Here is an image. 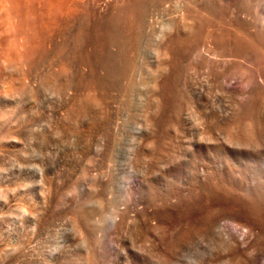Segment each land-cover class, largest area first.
I'll use <instances>...</instances> for the list:
<instances>
[{
  "label": "rangeland",
  "instance_id": "1",
  "mask_svg": "<svg viewBox=\"0 0 264 264\" xmlns=\"http://www.w3.org/2000/svg\"><path fill=\"white\" fill-rule=\"evenodd\" d=\"M147 0H0V98L1 99H4L6 96H10V97H8V98H11V99H13L14 97H16V100L15 101H13V104H11V105H8V106H2L1 107V109H0V115H1V117H3V118H1L0 117V119H2L3 121H1V124H0V135H1V137L2 136H9L10 135V133H11V136H16V137H18V133H20L22 130H24V129H26V130H28V129H34V130H36V129H39L40 130V128L42 129L43 127H45L46 125H48V123L46 122V120H48V118L46 119V115L47 114H49V113H51V117H50V115L48 116L47 115V117H49V118H51V124L53 125L54 124V122H55V124L51 127L53 130L56 128L57 129V127H55L56 126V124H57V126H58V129H57V131L56 130H52L50 127V129H42V133H46V131H51V133L50 134H52L53 132L54 133H59V129H60V131H61V136L59 135V134H52V135H50V137H53V135H59L58 137H59V139L61 138V137H63L62 136V134L64 135H66V137L64 136L63 138H61L60 140H63V139H65V140H67V139H72V137L73 138H75L74 136H79V133H86V136L87 135H91L90 137H92L93 136V138L91 139V143H92V147H90L91 149L90 150H93V151H91V152H89L90 154L88 155V159H89V157L91 158V156H92V154H93V158H91L92 160H93V162L91 163V162H89V160L87 159V161H86V159H85V161L83 160V161H81L80 163L81 164H83V165H81L80 163H74V162H72L71 164H70V162L71 161H69V163H64V164H61V165H58V166H55V169H54V171L52 172V174H53V176L52 175H50V176H52L53 177V179H54V183H55V188H56V191H58V193L62 196V198H61V202H63V204H61V202L60 203H58V204H56V203H54L50 198H48L49 196L46 194V193H44V192H40V193H42L41 195H42V197L40 196V193H39V191L38 190H34L33 188L32 189H30V188H27V185H28V182L30 181V178H31V171L32 170H29V166L28 165H32V167L30 168V169H33V166L36 164V166H38V167H40V166H42L43 167V163L41 162V160L39 159H37L38 157H37V155L35 156V154L33 155L32 153H30V148L29 147H27V145L26 144H23V143H29V141L27 140V139H25V141H28V142H25L23 139H22V146L21 147H15L14 149L13 148H11V147H7L4 143H3V139H5L4 137H0V144H2V146L0 145V151L2 152V149H4V151L2 152L3 154V156L1 155V152H0V162H2V163H0V165L2 164V165H4L3 167H2V165L0 166V170H2V171H0V188H3V186H4V190H1L0 189V191H4V192H1L0 193V195L1 194H3V195H8L9 194V196H8V198L7 197H5V196H3V195H1L0 196V198H3L2 200H4L5 198H6V202L5 201H3L4 203H2V202H0V209H2V210H0V258H1V261H0V264H3V262H4V264H19V261H20V264H39V261L41 260V258H43L42 256H44V255H46L49 251H50V248L54 245V241L56 242V240H58L59 239V233H61V231L63 230V229H65L66 227H67V219L70 217V215L72 216V213L73 214H76V213H78V212H82L83 214H85L86 216H87V214H88V216H87V218L89 219V221H92V223L94 224V225H98V223H97V221L98 222H101L102 220H103V216H106L107 214H108V208L107 207H109V203H108V196H110L109 194L110 193H113V191L112 190H110L109 189V191H108V185L110 186V183L113 181V179H114V177H115V174L116 173H118V172H120V170L122 171V168H120V167H123L122 166V164L121 163H123L124 162V160L122 159V157L120 156V155H118L117 157H115L114 156V152H113V143H114V141L116 142L117 140L116 139H118L120 136H118L117 138H115L114 137V135H113V133L112 134H110L111 133V130H110V132L108 131V129H104V130H97V131H95V132H93V130L92 129H90L89 127H92V125H89V120L88 119H86V117H84L85 115H87L88 113V118H91L92 116H94V117H92V119L91 120H93V119H95V117H97V116H95L96 115V113H97V111H95L96 109L93 107H91L90 105L89 106H87L86 104H84V107H86V109H83V110H85L86 112L84 113L83 111H76V109H79L78 108V106L79 105H81L80 107H81V109L82 108H84L82 105L83 104H79L82 100H83V103H84V101H85V97H84V95H82V93L84 94V93H99V91H101V93H103V91L102 90H104V87H105V82L107 83V77H109V74L107 75V73L105 74V72L107 71L108 73H109V71H108V69L107 68H105V65H103L104 63H105V58H106V55H107V48H108V46L111 44V42L114 40V39H122V38H124L125 36H126V34H127V32H128V30H129V27L128 26H130V24L133 22V20H135V18L137 17V12H138V9H139V5L141 4V2H145V3H147L148 5H150V9L153 11V13L155 14V12H156V14H158L157 16H155V18L158 20V23H156L157 22V20H155V22H154V24L156 23V24H158V25H160V23L161 22H159V20H160V16H163V17H161L163 20H165L166 18H167V16H173L175 13H176V11L177 10H179V8L181 7V6H186L188 9H186L185 8V12H186V14H187V16L189 17V18H191V19H194V22H196V23H193L194 24V26L196 27V25L198 24V25H202L203 26V29H204V27H205V30H202V32H200L199 34H193L194 36H196V37H194L193 36V38H192V36H190V34L189 33H187V36H176V35H168L169 37H167V36H165L166 37V41H165V43L164 42H162L161 41V39L162 38H158L157 36H158V33L156 32V31H151V33H149L148 34V36H146V38L149 40V46H147V49H148V47H149V49H148V51H150V52H147L146 50V53L144 52L143 53V55L141 56V62H143L142 64H141V66L142 65H145V63H149L150 65H152V67L153 66H155L156 64H158V69H156L157 67V65L155 66V67H153V69L155 68V71H156V73H157V75L155 74V76H154V80L155 81H157L158 80V78L160 79V81H157L156 83V87H158L159 85L162 87L161 89H160V87H159V89L162 91V89H163V92H161L160 90V94L162 95V97L163 98H167V99H169V100H171L172 102H174L175 101V103L176 104H178L180 101V99H181V102L183 101V100H187V101H184V105H185V107L186 106H188V102H191V104H189L190 105V107H191V109L193 108V103H192V99H191V93L189 92V85H195L194 87H196V88H199L200 90H204V92L202 93L203 94V96H210L209 98L212 100V97L214 98L212 101H213V103H214V105H215V102H216V107L218 106V108H219V106L221 107V109L224 107V111H231V109H229V108H232V105H233V107L234 108H232L233 109V111H231V112H234V114L235 115H233V116H231V118L233 117V119H237L238 118V116H240V113H239V111H242V110H239V109H237V107H236V105L238 104V103H245V97L247 96V97H252V96H263V93H264V85H258L257 87H255V91H254V93L253 92H248V93H246V96L244 97V95H245V91H247L246 90V86H245V84L244 83H242V81L240 80V79H237V83H238V85H237V90H229V91H225V89H223L222 87H221V76L224 74V73H226L227 72V70H231V71H233V70H239L238 68H240V70H244L245 69V67L247 66V65H249L250 64V62H252L255 58H253V57H255L254 55H258V57H259V59L260 58H262V59H264L263 57H264V27H261L260 28V30L261 31H254V29H251V28H248L247 30H244V29H242V26H241V20H242V18H245L246 17V19H248V24H259L258 22L260 21V20H258V15L259 14H264V6H263V8H257V4L258 3H263L264 4V0L262 1V0H251V4H250V6L248 7V9H247V12H246V14H247V16L244 14L243 15V13H244V11L242 12L241 11V9L239 8V0H234V12L232 11V14H230L229 15V17H225V14H224V11H223V8H222V6H221V4H220V1L219 0H182L183 2H181L180 0V4H181V6L179 5V8L177 9V7H176V5H178L179 4V1L177 2V4H175L176 2L175 1H177V0H170V3H169V0H166L167 1V4H170L169 6H168V10L167 11H165L164 12V15H163V13L162 14H160V11L158 12V11H156L157 9H158V6H156V5H159V3H158V0H148L147 2H146ZM160 1H162V0H159V2ZM174 3H173V2ZM194 2L195 3H197L198 2V7L197 6H195L194 5ZM202 2V3H201ZM134 3V4H133ZM136 3V4H135ZM152 3V4H151ZM188 3V4H187ZM201 3V5H199ZM133 4V5H132ZM155 4V5H154ZM171 4H172V9H171ZM135 5V6H134ZM173 5H174V7H173ZM191 5V6H190ZM193 5V6H192ZM207 7H206V6ZM137 6V7H136ZM184 6V7H185ZM191 8H190V7ZM197 7V8H196ZM156 8V9H155ZM175 8V9H174ZM154 9H155V11H154ZM169 9H171V10H169ZM201 10V12L199 11V10ZM258 10V12H257V10ZM193 10V11H192ZM171 12V13H169V12ZM188 11H190V13L188 12ZM191 11H192V13H191ZM196 11V12H195ZM129 12V13H128ZM169 13V15H166L165 13ZM199 12V13H198ZM167 13V14H168ZM196 13V14H195ZM198 13V14H197ZM212 13V14H211ZM257 13V14H256ZM129 14V15H128ZM134 14V15H133ZM190 14V15H189ZM128 15V16H127ZM194 15H196V16H194ZM201 15V16H200ZM132 16V17H131ZM193 16V17H192ZM199 16V17H198ZM244 16V17H243ZM258 16V17H257ZM195 17V18H194ZM123 18V19H122ZM127 18V19H126ZM122 19V20H121ZM130 19V20H129ZM198 19H199V21L201 22H199L198 21ZM125 20V21H124ZM163 20H162V22H163ZM198 22H197V21ZM120 21H121V23H120ZM239 21V22H238ZM125 22V23H124ZM127 22V23H126ZM123 23H124V25H123ZM231 23V24H230ZM196 24V25H195ZM224 25V26H223ZM225 25H226V28H225ZM236 25V26H235ZM240 25V26H239ZM125 26V27H124ZM229 26V27H228ZM123 27V28H122ZM116 29V30H113V29ZM216 28V29H215ZM123 29V30H122ZM128 29V30H127ZM124 30H126L125 32H124ZM228 30V31H227ZM234 30V31H233ZM251 30V31H250ZM215 31V32H214ZM232 31V32H231ZM212 32H213V34H212ZM221 32V33H220ZM238 32V33H237ZM241 32V33H240ZM153 33H155V36L159 39V43H160V45H162L161 46V48L159 49L160 51H162L161 49L163 48V50H164V47H166L165 49L167 50V55L169 56V58H168V56L166 55V57H165V59L164 58H162V56H159V55H161V54H157L158 56H157V58H155V53L154 52H152V51H155L156 52V48H155V46H157V43H158V40H157V38H155V36H153L152 34ZM118 34V35H117ZM123 34V35H122ZM208 34V35H207ZM198 35V36H197ZM223 35V36H222ZM231 35V36H230ZM149 36H151V37H149ZM149 37V38H148ZM157 40H155L154 38ZM165 37H164V39H165ZM198 37V38H197ZM206 39V40H208V43L210 44V48L212 49V50H215V52H219L222 48L219 46V45H221L220 43H221V39H224V37L225 38H227V39H229L230 38V41H231V47H229V49L231 50H229L231 53L233 52L234 53V50H236V47L238 46L239 47V45H240V51L242 52L243 50V48H244V50H246V51H243L245 54H254L253 56L251 55V57H252V60L250 59L251 57H248V61H250V62H248V61H246V59L245 58H247V56L244 54V53H242V56H240L239 54H238V52H239V49H237L236 51H237V54H235V55H231V53H230V55L231 56H229V58H228V61H227V63H225V64H221V63H217L216 65H214V66H212V69H210V67H207L206 65H202V67L199 65L198 66V64H195V63H193L192 62V60L190 59V56L189 55H187V54H185V48H186V46L187 45H193V46H198V45H200V44H202V43H206V46H207V41L204 39V38ZM208 37H210V38H208ZM229 37V38H228ZM111 38L113 39V40H111ZM171 38V39H170ZM176 38V39H175ZM184 38H186V39H188V38H190V39H188V40H186V39H184ZM211 38H213V39H211ZM215 39V40H214ZM163 40V39H162ZM196 40H198L197 42H196ZM201 40V41H200ZM111 41V42H110ZM162 42V44H161V42ZM234 41H235V43L236 44H238V45H236V44H234ZM168 42H169V44H168ZM183 42V43H182ZM218 42V43H217ZM158 43V44H159ZM180 43V44H179ZM208 44V45H209ZM216 44V45H215ZM168 45H170V46H168ZM152 46V47H151ZM168 46V47H167ZM213 46H216V47H213ZM155 49H154V48ZM213 47V48H212ZM237 47V48H238ZM217 48V49H216ZM105 49V50H104ZM154 49V50H153ZM219 49V50H218ZM152 50V51H151ZM217 50V51H216ZM104 51V52H103ZM235 51V52H236ZM250 51V52H249ZM240 52V53H241ZM253 52V53H252ZM104 53V54H103ZM149 53V54H148ZM154 53V54H153ZM170 53V54H169ZM147 54V55H146ZM174 54V55H173ZM179 57H178V56ZM249 55V56H250ZM263 55V56H262ZM146 56H148V58L146 57ZM150 56V57H149ZM180 56H182L183 58H180ZM233 56V57H232ZM243 57V58H242ZM245 57V58H244ZM257 56H256V59L258 58ZM147 58V59H146ZM162 58V59H161ZM146 59V60H145ZM157 59V60H156ZM158 59H161V60H159L160 61V63H159V61H158ZM188 59H190V60H188ZM259 59H257V60H259ZM151 60H152V62H151ZM157 62H156V61ZM166 61V63H165V61ZM182 60V61H181ZM164 61V62H163ZM179 61L181 62V67L179 66ZM188 61V62H187ZM103 62V63H102ZM151 62V63H150ZM161 62H163L162 64H161ZM169 62V63H168ZM189 62L192 64V65H190L189 64ZM172 63V64H171ZM178 63V64H177ZM239 63H242L243 65L245 64L246 66L244 67V66H241V67H238L239 66ZM160 64H161V66H160ZM195 66H194V65ZM103 65V66H102ZM165 65H169L168 67L167 66H165ZM177 65H178V67H177ZM182 65H183V67H182ZM190 66L191 68H193V66L195 67V68H199L198 70H199V72H198V74H197V72H196V70L194 69V71H193V69L192 70H189L190 72H191V74H192V77H191V74H187V75H184L183 73H185V72H183V68L185 67V66ZM241 65V64H240ZM197 66V67H196ZM204 66V67H203ZM165 67V68H164ZM207 67V68H206ZM174 68H176V69H174ZM202 68V69H201ZM235 68H237V69H235ZM243 68V69H242ZM105 69H107V70H105ZM174 69V70H173ZM180 69V70H179ZM201 69V70H200ZM105 70V71H104ZM157 70H158V72H157ZM179 70V71H178ZM160 71V72H159ZM178 71V72H177ZM193 71V72H192ZM183 72V73H182ZM189 72V73H190ZM195 72H196V74H195ZM145 72L144 71H142V73L141 74H144ZM161 73V75H159L158 76V74H160ZM165 74V75H164ZM193 74H195V75H193ZM106 75H107V77H106ZM141 76H143V78L144 79H146V77L145 76H147L146 74H144V75H141ZM178 76V77H177ZM181 76V77H180ZM183 76V77H182ZM185 76H187V77H185ZM46 77H48L47 79H49L50 77L51 78H56L59 82H60V84L61 83H64V82H67L68 80H67V78L69 79V82H70V84H71V88H72V92H71V95H72V97H71V100H69V99H66L67 100V102L68 101H73V99L75 100V99H80L79 101V103H76V102H78V101H74V102H70V103H68V104H70V106L69 105H67L68 107H70V108H67L66 110L64 109V107L65 106H62L63 104V102H60L59 100L61 99V98H63V97H61L60 95V97L57 95V94H54L53 95V93H55V92H53L52 93V91H50L48 88V92L47 91H44V88H43V90H42V87H44V86H42L41 85V82L42 81H44L45 79H46ZM185 77V81H186V83H187V90L188 91H186V89L184 90L183 89V87H182V81H183V78ZM190 77H191V79H190ZM194 77V78H193ZM196 77V78H195ZM107 78V79H106ZM142 78V79H143ZM156 78H157V80H156ZM179 78V79H178ZM182 78V79H181ZM192 78L195 80L194 82H193V80H192ZM139 80H137V82L138 81H140V79H141V77L140 78H138ZM148 79V78H147ZM181 79V80H180ZM66 80V81H65ZM190 80V81H189ZM192 80V81H191ZM72 81V82H71ZM103 81H104V83H103ZM143 81H145L144 82V85H143V83H141V82H143ZM148 81H149V79H148ZM180 81V82H179ZM83 82V83H82ZM89 82V83H88ZM126 83V85H125V83ZM123 82V85L120 87V91H119V93H118V96L120 95V92H121V90H122V93H121V95L120 96H122V97H120V101H118L117 100V102H118V105H119V102H120V105L118 106V107H120V106H122V110H121V107H120V109L119 110H117L118 112L116 113V116H115V118L117 119H115V121H118V123H119V121L121 122V124H120V127L122 126V125H124L125 123H124V121H125V118H126V121H128L127 119L129 118V120H130V118H134L135 119V115H136V118H138V116H139V114L141 113V110L143 109V107H142V105H141V108H139V111L137 110L136 112H134V113H132V112H130L129 111V108H128V105H129V103H130V101H131V99H132V92H134V96H143V98H145V100H146V98L148 99V103H146V101H144V103L145 104H143L145 107V109H143V110H147L148 111V107H150V103H151V108L154 110V108H155V111L159 108L158 107V105H157V103L156 102H158V103H163V99H162V97H160L159 98V100H157L156 98H158V97H156L157 95H160L159 93H158V89L156 88V89H153V90H156L155 92L154 91H152V88H151V85H150V83H148L147 82V80H141L140 82H139V85H137L138 83L136 82V85L135 86H137V88L135 87V89H134V91H132L131 89L129 90V88H132V84H130V82L129 81H124ZM127 82H129V84L127 83ZM148 83V85L150 86L149 88H147L148 86H146V84ZM160 82V83H159ZM165 84H164V83ZM176 82H178V83H176ZM79 83H81V84H79ZM104 84L103 86V88H100L101 86V84ZM158 83H159V85H158ZM175 83V84H174ZM195 83V84H194ZM230 83H232V84H234L235 83V81L234 80H230V82H226V84H230ZM41 86H40V85ZM86 84H88V86L86 85ZM90 84H91V86H90ZM128 84V85H127ZM152 84V83H151ZM167 84V85H166ZM80 86V87H78V86ZM85 85L87 86L86 88H85ZM130 85H131V87H130ZM143 85V86H142ZM181 85V86H180ZM76 86V87H75ZM84 88H83V87ZM90 86V87H89ZM100 86V87H99ZM127 86V87H126ZM142 86L143 88H144V90H143V88H141V89H139L138 90V88H140V87ZM152 86H154V85H152ZM154 86V87H155ZM166 86V87H165ZM179 88H178V87ZM200 86V87H199ZM99 87V88H98ZM145 87L147 88V90L145 89ZM201 87H203L202 89H201ZM41 88V89H40ZM126 88V90H125V94H123L124 93V89ZM150 88H151V90H150ZM164 88H165V90H164ZM175 88V89H174ZM97 89V90H96ZM169 91H168V90ZM179 89V91L177 92V90ZM95 90V91H94ZM99 90V91H98ZM129 91V94H128V91ZM145 90L147 91V92H145ZM180 90L182 91V92H180ZM44 91V92H43ZM90 91V92H89ZM98 91V92H97ZM132 91V92H131ZM151 91H152V93H151ZM76 92H78V93H76ZM80 92H82V93H80ZM139 92H141V93H139ZM142 92H145V94H143ZM148 92H150L149 93V95H147L148 94ZM177 94H176V93ZM207 93L206 95H204V93ZM95 93V94H96ZM147 93V94H146ZM173 93V94H172ZM178 93H181V95L180 94H178ZM182 93H183V95H182ZM190 93V94H189ZM114 94H116V93H114ZM126 94H128V95H126ZM143 94V95H142ZM154 94V95H153ZM169 94V95H168ZM174 94H175V96H174ZM70 95V96H71ZM74 95V96H73ZM146 95V97H144ZM166 97H165V96ZM171 95V96H170ZM178 95H179V97L180 98H178ZM190 95V96H189ZM4 96V97H3ZM12 96V97H11ZM14 96V97H13ZM21 96V97H20ZM30 96H33L34 98H35V96H36V103H33L32 102V100H31V102H29L30 100L28 99ZM39 96V97H38ZM41 96H44V98L43 99H41L42 97ZM47 96L48 97H50V98H47ZM52 96V97H51ZM55 96V97H54ZM60 98H58V97ZM62 96H65V95H63L62 94ZM76 96H79L78 98H75ZM92 96V95H91ZM124 96L125 97H127V98H124ZM129 96H131V98L129 97ZM173 96V97H172ZM212 96V97H211ZM236 96V98H234ZM240 96V97H239ZM241 96H242V101H241V99L238 101V99L239 98H241ZM41 100V102L40 103H42L40 106H39V104L40 103H37L38 101H39V99ZM82 97L84 98V99H82ZM153 97H154V99H155V101L154 100H152L153 99ZM186 97V98H185ZM19 98V99H18ZM27 98V101H25V99ZM52 98H53V100H52ZM54 98H57V99H54ZM152 98V99H151ZM183 98V99H182ZM238 98V99H237ZM15 99V98H14ZM13 99V100H14ZM23 101L24 100V102H22L21 100ZM30 99H31V97H30ZM33 99V98H32ZM34 99V100H35ZM47 99H50L52 102H56V103H49V100H47ZM59 99V100H58ZM64 99V98H63ZM119 99V98H118ZM150 99V100H149ZM179 99V100H178ZM237 99V101H235ZM17 100H20L21 102L19 103ZM33 100V101H34ZM56 100V101H55ZM121 100L122 101H128V102H124V103H122L121 102ZM157 100V101H156ZM189 100V101H188ZM215 100V101H214ZM45 101V102H44ZM57 101H59V102H57ZM63 101V100H62ZM150 101V102H149ZM178 101V102H177ZM16 102H18V105H20V106H22V107H20V106H18V108H14V107H17V106H14V104L16 103ZM26 102H28V103H26ZM47 102V103H46ZM232 102H237L236 103V105L234 106V103H232ZM24 103L26 104V105H24ZM32 105V108L31 107H29V106H31L30 104ZM58 103H61L60 105H61V107H63L62 109H61V107H60V105L58 106ZM64 103H66V102H64ZM82 103V102H81ZM122 103V104H121ZM127 103V104H126ZM152 103H154L153 105H152ZM186 103V104H185ZM17 104V103H16ZM28 104H29V106H28ZM34 104H35V106H34ZM67 104V103H66ZM146 104H148V105H146ZM46 105H48V106H46ZM51 105V106H50ZM124 105H126V106H124ZM155 105L157 106V108L155 107ZM161 105V104H160ZM159 105V106H160ZM224 105V106H223ZM229 105H230V107H229ZM24 106H26V107H24ZM43 106H45L44 107V109L46 108V109H48V107L50 106V107H52L53 106V108H49L50 110H52V112L51 111H49V113H47L48 112V110L46 111V109L44 110L43 109ZM56 106H58V107H56ZM66 106V107H67ZM227 106V107H226ZM10 107V108H9ZM56 107V108H55ZM65 107V108H66ZM74 107V108H73ZM90 107V108H89ZM123 107H125V108H128L127 109V111H128V113L130 112L131 113V115H130V113L127 115L125 112H122V114H121V111H125L126 109L125 108H123ZM161 107V106H160ZM189 107V106H188ZM188 107H186V109L188 110H191L190 109V107L188 108ZM235 107H236V109H235ZM22 108V109H21ZM37 108V109H36ZM57 108L59 109V111L62 113L63 112V114H61L63 117H65V118H67V120H69L68 122H66V124H65V122L64 121H62L61 122V120H65L58 112L59 111H56L57 110ZM7 109V110H6ZM10 109V110H9ZM13 109H15V110H13ZM21 109V110H20ZM25 109V110H24ZM31 109L33 110V111H31ZM35 109H36V112H35ZM43 109V110H42ZM63 109H64V111H65V113H64V111H63ZM72 109H74L73 110V112L74 113H76V112H83L84 114H83V120H84V118H85V121H83V120H81L82 119V115L81 116H79V115H75L76 116V118H78V116L79 117H81V118H79L78 120V123H75L74 121V124H78L79 125V123L81 124L82 123V126L85 128V125L88 123V127H87V125H86V128H89V129H87V131L84 129V131L82 132V131H80L81 129H79L78 130V127H76L75 128V126L73 125V122L72 121H70V119H72V118H68V116H67V114H69V117L71 116V114L73 113H71V110ZM90 109V110H89ZM94 109V110H93ZM160 109V108H159ZM158 109V112H154L153 110L151 111V114H154V115H152V118L154 119V117L153 116H155V118H156V115H157V119H160V117L162 116V108L159 110ZM194 109V108H193ZM193 109L191 110V112H194V113H196L195 111H193ZM227 109V110H226ZM229 109V110H228ZM17 110H18V112H17ZM42 110V111H41ZM188 110V112L189 113H191L190 111ZM239 110V111H238ZM4 111V114L2 113ZM16 112V113H14L13 114V112ZM21 111V112H20ZM30 111V112H29ZM126 111V112H127ZM262 111V110H261ZM33 112V113H32ZM41 112V113H40ZM44 112V113H43ZM54 112L56 113V115L54 114ZM70 112V113H69ZM90 112H92V114H93V112H95V114L94 115H92L91 117H90ZM264 112V111H263ZM7 113H10V115L9 114H7ZM20 113H22V114H20ZM87 113V114H86ZM120 113V114H119ZM125 113V114H124ZM160 113V114H159ZM24 114H26L25 116H27V117H25V116H23ZM29 116H28V115ZM98 114V113H97ZM197 114V113H196ZM200 114V116L199 117H201L202 118V116H203V114H202V112H198V115ZM2 115H4V116H2ZM7 115V116H6ZM13 117H12V116ZM16 115V116H15ZM19 115V116H18ZM36 115V116H35ZM38 115V116H37ZM66 115V116H65ZM74 115V114H73ZM129 116L128 118L127 117H124L123 118V116ZM132 115H134V116H132ZM61 116V118H60V120H59V117ZM75 116L73 117V118H75ZM160 116V117H159ZM5 117V118H4ZM6 117H7V119H6ZM17 117H18V119H17ZM24 117V118H23ZM31 117H33L31 120H30V118ZM72 117V116H71ZM11 118V119H10ZM13 118H15V119H13ZM27 118H29V120L27 119ZM35 118V119H34ZM132 118V119H133ZM6 119V120H5ZM24 119V120H23ZM27 119V121L28 122H26L25 120ZM43 119H44V121H43ZM46 119V120H45ZM164 119V126L162 127L163 128V130H162V132H161V130H160V133H159V135L161 136V134L163 135V137L161 136V138H160V143L163 145V146H169V147H167V148H170V150L172 151V154L170 155V157L168 158V159H170V161H172V159L174 158V160H175V157L173 156L172 157V155L174 154L175 156H176V158H178V159H176L177 160V162H176V160L175 161H172L171 163H172V165H170V166H165L164 164H161V163H158V162H156L155 163V158L153 159L154 161H153V163H151L152 162V159H149V160H151V162H149V164H148V166H146V167H144L145 165H147V160H146V162L144 161L143 162V160L142 159H144L143 158V156H141V155H137L136 157H137V159H133L130 163H132L131 164V166H133V163L135 164L134 166L135 167H137V168H135L136 169V171L134 170V169H132L133 167H131V171L132 172H136V173H134V174H137V172H138V170H139V172H138V176H140V177H142V174L141 173H143V174H146L148 171L147 170H149L150 172L148 173V174H146V175H148V176H145L144 177V175H143V180H144V178H146L145 180H148L149 182H151V183H153V185L154 184H156L155 186H156V193H158V194H167V193H177V188L176 187H180L181 189H184V187H185V189L184 190H189V191H191V195H193L191 198H190V202L188 203V206H187V209H186V211H185V213H186V218L188 219V229H189V231L188 232H190V233H188V234H192L193 232V230L191 231V229H190V227L191 226H193V228L192 229H194V226L195 227H198V226H200V224L202 223H200V220L202 219L203 221H204V218H205V216H204V214L206 215L207 213L206 212H209L208 214H214V210H216L218 207V205L217 204H219L218 202H220V200H221V202H220V204H222V200H224V198H223V195L221 196V190H217L216 188H218V189H220L221 187H219V184H217V186H215L214 187V189L212 188V187H210L206 182L205 183H203L201 180H200V178H201V174H200V170H203L202 172H206V171H208V170H210V163H209V161H208V159L206 158V157H204L202 154H195V156H193L191 153L190 154H188L190 151H189V149H190V147H193V145L194 144H198L199 146H201L202 148H216V151H217V153H216V155H217V157L220 155L219 154V151L221 150V146L223 145L222 144V141H221V136H222V133H224L225 131H227L228 129L226 128V126H219L220 127V131L219 130H217V132H216V128H215V131H214V129H213V133H215V134H213L212 133V137L214 138V139H216L215 137L217 136V138H219L218 139V141H216V140H213V141H211V142H208V144H207V142L205 141V139H204V137H205V131H206V128H205V126L203 127V129L201 128V127H194V126H192L191 124H189V123H182L181 121L179 122L178 121V125L181 127L180 128V130H179V126L176 124V126L173 124L172 126H174V127H177V130L179 131H176V129H174L173 130V128L172 127H170V125H171V123L169 122V121H171L170 120V118H163ZM169 119V120H168ZM172 119V121L171 122H174V118L172 117L171 118ZM5 120V121H4ZM9 120H10V122H9ZM18 120H19V122H18ZM42 120V122H44V124H45V126H44V124L42 123V125H41V127L39 128V124H41V121ZM55 120H59L58 122H56ZM76 120V119H75ZM80 120H81V122H80ZM86 120H88L87 121V123H86ZM124 120V121H123ZM166 120H168V121H166ZM22 121H24V122H22ZM33 123H32V122ZM49 121H50V119H49ZM66 121V120H65ZM83 121V122H82ZM94 121V120H93ZM125 121V122H126ZM5 124H4V123ZM24 123V124H20V123ZM25 122H26V124H25ZM30 122V123H29ZM69 122H71V124H72V127L74 126V129H75V131L76 132H78V133H76V132H74L73 130V128L71 127V124L69 123ZM84 122H85V124H84ZM92 122V121H91ZM90 122V123H91ZM14 125H13V124ZM15 123H18L16 126H17V129H16V127H15ZM36 123H38V124H36ZM47 123V124H46ZM62 123H63V125L65 126H63L62 128H61V126H62ZM67 123H69V126H67ZM168 123V124H167ZM4 124V125H3ZM12 125V126H11ZM35 125V126H34ZM50 125V124H49ZM168 126V128L167 127H165V126ZM184 125V126H183ZM22 128H21V127ZM32 126V127H31ZM33 126H34V128H33ZM38 126V127H37ZM51 126V125H50ZM60 126V127H59ZM81 126V125H80ZM188 126V127H187ZM191 126V127H190ZM7 127H9V128H7ZM14 127V128H13ZM19 127H20V129H19ZM24 127V128H23ZM69 127V128H68ZM207 127V126H206ZM3 128V129H2ZM36 128V129H35ZM45 128H48V126H46ZM65 128V129H64ZM67 128L68 129H70V130H67ZM123 129H124V131H121V134H123V135H125V133L124 132H126L125 131V129L126 128H124V126L122 127ZM165 128V129H164ZM167 128V129H166ZM218 128V127H217ZM234 128H236L235 130H237L238 128L237 127H234ZM8 129V130H7ZM9 129H10V131H9ZM73 129V130H72ZM82 129V130H83ZM122 129V130H123ZM208 129V128H207ZM219 129V128H218ZM44 130H45V132H44ZM64 130V131H63ZM71 130H72V132H71ZM92 131V134H91V131ZM164 130H166V131H164ZM181 130H182V132H181ZM205 130V131H204ZM239 130H240V128H239ZM8 131V132H7ZM36 131H38V130H36ZM56 131V132H55ZM80 131V132H79ZM98 131H99V133H98ZM4 132H6V133H4ZM16 132V133H15ZM40 132H41V130H40ZM46 133L45 135H47V134H49V133ZM65 132V133H64ZM75 133V135L74 136H72L71 138H69V134L71 135V133ZM102 132V133H101ZM176 132V133H175ZM206 132H209V131H206ZM87 133H90V134H87ZM103 133H105L104 135H105V137H103L104 135H103ZM167 133L170 135V137L169 138H167L169 135H167ZM172 133V134H171ZM175 133V134H174ZM204 133V134H203ZM3 134V135H2ZM6 134H8V135H6ZM17 134V135H16ZM68 134V135H67ZM76 134H78V135H76ZM80 134V135H81ZM96 134V135H95ZM108 134V136H110L109 137V140H110V142H107V140H106V142L109 144H107L108 146H106V144L105 143H103V145H104V147L106 146V148H103L102 146H99V144L95 141V139L97 138V137H99V135H102V138L104 139V138H108V137H106V135ZM201 134V137L203 136V139H204V141H203V139L201 138V140H200V142L202 143V144H200V143H197V137H200L199 135ZM207 134V133H206ZM83 135V134H82ZM94 135H95V139H94ZM123 135H121V136H123ZM196 135H198V136H196ZM196 136V137H195ZM55 137V136H54ZM166 137V138H165ZM195 137V138H194ZM264 137V136H263ZM115 138V139H114ZM193 138V140L195 141V142H193L192 143V141L193 140H191ZM21 139V138H20ZM58 138H56V140H59ZM94 139V140H93ZM148 139V138H147ZM147 139H144V143H142L141 142V144H143V145H145L147 142H148V140ZM162 139H164V140H162ZM167 139V140H166ZM264 139V138H263ZM69 140H67V141H69ZM119 140H120V144L122 145V146H124L125 144H123V143H125L126 142V140H125V136H123V137H121V139L119 138ZM146 140V141H145ZM124 141V142H123ZM163 141V142H162ZM167 141L169 142V144L167 143ZM188 141H190V142H188ZM198 141H199V138H198ZM214 141H216V142H214ZM221 141V142H220ZM264 141V140H263ZM89 143H90V140H89ZM95 143H97V146H99V147H96V144ZM211 143H214L213 145L211 144ZM263 143V142H262ZM4 144V145H3ZM168 144V145H167ZM189 144H190V146H189ZM207 144V145H206ZM211 144V145H210ZM216 144V145H215ZM219 145V147H218V145ZM222 144V145H221ZM23 145L25 146V148L23 147ZM29 146H30V143L28 144ZM187 145L189 146V147H187ZM215 145V147H213ZM121 146V147H122ZM207 146V147H206ZM263 146H264V143H263ZM101 147V148H100ZM108 147V148H107ZM7 148V149H6ZM11 148V149H10ZM19 148H22V149H19ZM93 148V149H92ZM96 148H98V149H96ZM102 148H103V150H102ZM154 148V147H153ZM187 148H189L188 150H187ZM16 149V150H15ZM26 149V150H25ZM94 149H96V150H98L99 152L96 154V156L97 157H95V153L94 152H96V150H94ZM111 149V150H110ZM218 149V150H217ZM263 149H264V147H263ZM7 150V151H6ZM28 150V151H27ZM101 150H102V152H101ZM106 152H105V151ZM15 151V152H14ZM20 151H22L21 152V154H19L20 153ZM149 151H150V149H149ZM154 151V150H153ZM153 151H151L152 153H153ZM11 152V153H10ZM105 152V153H104ZM150 152V153H151ZM178 154V156L175 154ZM188 152V153H187ZM22 153H23V155L24 154H26V153H30L31 155H33V158H34V160H33V158H32V156L31 155H24L25 156V158L23 157V155H22ZM103 153V154H102ZM111 153V154H110ZM113 153V154H112ZM261 153V154H260ZM259 154H258V157L260 158V159H262V160H264L263 158H264V150H263V152H260ZM98 154H100L101 156H99ZM109 154V155H108ZM148 154V153H147ZM12 155V156H11ZM15 155H17V156H15ZM113 155V156H112ZM5 156V157H4ZM8 156H11V157H8ZM14 156V158H15V160H16V163H15V161H14V158H12ZM20 156H21V158H20ZM27 156H31L30 158L29 157H27ZM4 157V158H3ZM109 157H112L111 159L109 158ZM116 158L118 161H117V163L115 162V163H113V161L115 160L114 158ZM120 157H121V160L123 161H121L120 160ZM140 157V158H139ZM6 158V159H5ZM12 158V159H11ZM23 158V160H21ZM26 158H29V160H28V163H26L27 162V160H26ZM96 158V159H95ZM98 158V159H97ZM119 158V159H118ZM20 159V160H19ZM37 159V160H36ZM95 159V160H94ZM113 159V160H112ZM139 159H141V160H139ZM167 159V160H168ZM9 160H11L10 162H9ZM13 160V161H12ZM91 160V161H92ZM112 160V161H111ZM138 160V161H137ZM205 160V161H204ZM9 163H8V162ZM19 161V162H18ZM121 161V162H120ZM143 162V164L142 163H140V162ZM170 161H168V163L170 162ZM5 162H7V163H5ZM15 163V165H13L12 163ZM38 163V165H37V163ZM68 162V161H67ZM84 162V163H83ZM87 162V163H86ZM139 164H138V163ZM177 163L176 165H174L173 166V163ZM205 162V163H204ZM17 163H19V164H17ZM24 165H23V164ZM25 163L26 164H28V165H26V167H25ZM35 163V164H34ZM74 163V164H73ZM110 163H112L113 165L112 166H110L111 164ZM150 163H151V165H152V168L151 169H148V167L150 168L151 166H149L150 165ZM171 163H169V164H171ZM174 163V164H175ZM7 164V165H6ZM23 166H22V165ZM34 164V165H33ZM67 164H68V166H67ZM78 164H80L84 169H85V167H91V164H92V166L93 167H91V171L89 170L88 172H91L90 174L87 172V170L85 169L84 171L85 172H87L86 174H88L87 176H91V178H87V180H86V178H85V176H86V174H85V176H84V179H85V181H84V179H80V178H83V177H80V170L82 169V167L80 168V167H78V166H80V165H78ZM87 165V164H89V166H85L84 167V165ZM116 164L118 165L117 167H115L116 166ZM145 164V165H144ZM156 164L157 165H159V167L158 166H156ZM167 164V163H166ZM9 165V167H7ZM10 165H11V167H10ZM17 165H20V166H17ZM30 165V166H31ZM115 165V166H114ZM121 165V166H120ZM138 165V166H137ZM141 165H143V167L141 166ZM160 165H161V167H160ZM164 165V166H163ZM168 165V164H167ZM12 166H14V168L12 167ZM60 166V167H59ZM110 166V167H109ZM162 166L163 167H166V169H163L162 170ZM17 167H19V168H21V169H19V168H17ZM28 167V168H27ZM41 167V168H42ZM57 167H59L58 169H57ZM62 167H64L63 168V170H62ZM66 167H68L67 169H66ZM72 167H73V169H72ZM113 167H115L114 169H116L117 168V171L116 170H114L113 169ZM141 169H140V168ZM154 167H155V169H154ZM174 167V168H173ZM5 168V169H4ZM9 168V169H8ZM11 168H13L12 170H11ZM26 168V169H25ZM71 170H70V169ZM74 168H78V169H76V171L74 172ZM109 168H110V170H109ZM111 168H112V171H113V175L110 173V172H112L111 171ZM161 168V169H160ZM169 168V169H168ZM3 169H4V171H3ZM16 169H17V171H18V173H17V171H16ZM66 169V170H65ZM89 169V168H88ZM120 169V170H119ZM143 169V170H142ZM152 169H154L153 171H152ZM160 169V170H159ZM169 171H171L172 172V178L170 179V178H168V179H170V180H168L167 178H165V176L167 177V174H168V170ZM174 169V170H173ZM9 170H11V171H9ZM20 170H22V171H20ZM68 170V171H67ZM70 170V171H69ZM83 170V169H82ZM81 170V171H82ZM109 170V171H108ZM156 170H159V171H157L156 172ZM116 171V172H115ZM160 171H162L161 172V174H160ZM3 172H8V173H6V175H5V173H3ZM19 172H20V174H19ZM22 172V173H21ZM24 172H26V173H24ZM57 172V173H56ZM62 172H63V174H62ZM109 174H108V173ZM115 172V173H114ZM153 172V173H152ZM164 172V173H163ZM166 172V173H165ZM29 175H28V174ZM105 173H107L106 174V176H109L108 178H107V180H105L106 179V177L103 179L102 178V176H104V175H102L101 176V174H105ZM141 175H140V174ZM18 174H19V176H18ZM24 174V175H23ZM66 174H67V176H66ZM97 174H99L101 177H99V178H97L98 176H96L95 178H97L98 179V181L95 179V181H97L98 183L96 184V183H94V184H96V185H92L91 184V186L89 187V185H90V183L89 182H91V180L93 181L94 179L92 178V177H94L95 175H97ZM152 174H153V176H152ZM157 175V177L156 178H154V176H156ZM166 174V175H165ZM216 174V176H215V178H216V182L218 183L219 182V179H221V177L222 176H220L221 175V173H220V171H218L217 173H215ZM10 175V176H9ZM15 175V176H14ZM58 175V176H57ZM161 175V176H160ZM165 175V176H164ZM2 176V177H1ZM5 176V177H4ZM59 176H60V178H59ZM76 176H78V177H76ZM86 176V177H87ZM163 176H164V178H165V180H164V178H163ZM13 177V178H12ZM19 177V178H18ZM63 177V178H62ZM152 177V178H151ZM4 178V179H3ZM24 178H27V179H24ZM75 178L76 179H78V180H76V181H74L75 180ZM100 178H102L103 179V181H102V179H100ZM149 178V179H148ZM2 179L4 180V182L5 183H3L2 182ZM9 179V180H8ZM19 179V180H18ZM62 179L64 180L63 182H64V184H63V182H62ZM141 179V178H140ZM152 179V180H151ZM173 179V180H172ZM217 179H218V181H217ZM71 180V181H70ZM80 180V181H79ZM101 182H103V183H101ZM105 180V181H104ZM14 181H15V183H14ZM21 181V182H20ZM24 181V182H23ZM89 181V182H88ZM87 182V183H86ZM94 182V181H93ZM101 184H100V183ZM20 183V184H19ZM60 183V184H59ZM82 183H84L83 184V186H85L84 188L81 186L82 185ZM105 183V184H104ZM159 183V184H158ZM220 183V182H219ZM14 184H16V185H14ZM17 184H19V186L17 185ZM27 184V185H26ZM78 185V186H80V188L82 189L83 188V190H79V189H76V188H79V187H76V185ZM98 184L102 187H100V186H98ZM7 185V186H6ZM23 185V186H22ZM25 185H26V187H25ZM67 185V186H66ZM73 185H74V187H73ZM159 185H160V187H159ZM163 185V186H162ZM2 186V187H1ZM7 188H6V187ZM9 186V187H8ZM17 186V187H16ZM59 186V187H58ZM94 186H97L98 187V190L99 191H101L100 193H97V191L95 190L96 189V187H94ZM162 186V187H161ZM16 187V188H15ZM25 189H24V188ZM89 187V189L91 188V189H93V190H88L87 188ZM93 187V188H92ZM100 187V188H99ZM107 187V188H106ZM111 187V186H110ZM9 188V189H8ZM13 188H15V189H13ZM20 188V189H19ZM95 188V189H94ZM169 188V189H168ZM5 189H7V190H5ZM12 189V190H11ZM21 189H24L23 191H24V193L22 192V190ZM69 189V190H68ZM71 189V190H70ZM73 189H75L76 191L75 192H73L74 190ZM87 189V190H86ZM162 189V190H161ZM213 189V190H212ZM9 190H11V194H10V192H9ZM27 190V191H26ZM31 190V191H30ZM105 190V191H104ZM154 190V191H155ZM6 191V192H5ZM21 191V192H20ZM43 191H45V190H43ZM90 191V192H89ZM96 191V195H98L99 196V194H100V199H99V197L98 196H93V192H95ZM98 191V192H99ZM107 191V192H106ZM112 191V192H111ZM159 191V192H158ZM7 192H9L8 194H7ZM12 192L14 193V194H12ZM16 192H18V193H16ZM27 192V193H26ZM30 192V193H29ZM45 192H47V191H45ZM66 194H65V193ZM67 192L69 193V192H73V194H71L73 197H74V199H73V197H71V195H70V193L69 194H67ZM80 192H82V195H81V193ZM84 192V193H83ZM109 192V193H108ZM29 193V194H28ZM34 193V194H33ZM44 193V194H43ZM91 193V194H90ZM106 193V194H105ZM22 194V196L20 197V195ZM39 194V195H38ZM81 195V196H76V195ZM84 194V195H83ZM95 194V193H94ZM101 194H104V195H101ZM108 194V195H107ZM10 195H13L14 196V199L12 200V196H10ZM19 195V196H18ZM30 195H32V196H30ZM65 195V197H67V198H65V197H63ZM194 195L196 196L195 198H193L194 197ZM18 198H17V197ZM45 196V198H44V200H48L49 199V202L48 201H43L44 202V205H46L45 207H46V209L44 208V205H43V203H42V201H40V200H42V198ZM86 196V197H85ZM93 196V197H92ZM103 196V197H102ZM12 197V198H11ZM20 197V198H19ZM79 197V198H78ZM85 197V198H84ZM102 197V198H101ZM201 197V198H200ZM23 198V199H22ZM87 198H88V200H87ZM98 198L99 200H98V203H99V201H102V199L104 198V200H103V202L105 203V204H100V206L102 205V207H104L105 209L103 210L99 205H96V207H95V204L94 203H97V202H94V201H97L96 199ZM107 198V199H106ZM9 199V200H8ZM18 199V200H17ZM20 199V200H19ZM29 199V200H28ZM69 199V200H68ZM71 199V200H70ZM72 199H73V201H72ZM93 199V200H92ZM210 199V200H209ZM1 200V201H2ZM12 200V201H11ZM15 200V201H14ZM22 200V201H21ZM62 200H65V202L64 201H62ZM69 202H68V201ZM204 200V201H203ZM21 201V203H22V205H20L21 203H19V204H17V206L19 207V209L21 210V214H19L18 212H19V209H18V207L16 206V203L17 202H20ZM29 201H31L30 203H29ZM93 201V202H92ZM210 201V202H209ZM37 202V203H36ZM76 202V203H75ZM92 203V205L94 204V207H93V209L91 208V206H90V204ZM6 203H7V206H6ZM10 203V204H9ZM26 203V204H25ZM41 203V204H40ZM75 203V204H74ZM83 203V204H82ZM90 203V204H89ZM97 203V204H98ZM224 203V202H223ZM3 204H4V207H3ZM14 204H15V207H14ZM26 205V207H25V205ZM66 204H68L67 206H65ZM72 204H74V205H72ZM207 204H209V205H207ZM33 207H32V206ZM34 205H36V206H34ZM64 205V206H63ZM87 205V206H86ZM250 205H252V206H249V210H250V208H251V210L249 211V212H251L252 211V213H251V218H253L252 220H254V222H256L257 221V223H255V225H256V230H254L253 231V233H250V235L251 234H253V235H249L250 236V240H251V246H250V249H249V246H248V251L247 252H245L243 255H241V256H239L238 258L236 257V256H238V255H235V260H234V262H235V264H264V205L263 204H259V205H256V204H250ZM254 205H256V206H254ZM2 206V207H1ZM38 206H39V208H38ZM47 206H49V207H47ZM61 206H62V208H61ZM85 206V207H84ZM90 206V208L89 209H85V208H87V207H89ZM100 207V209H102V211L101 210H99V208H97V207ZM10 207V208H9ZM21 207V208H20ZM26 210H28L29 211V209H31L30 210V212H28V213H30L29 215H28V213L27 212H24L25 211V209ZM58 207H60V208H58ZM64 207V208H63ZM14 208H16V210L14 209ZM23 208V209H22ZM42 208H44V210L42 209ZM55 208H57V210L55 209ZM71 208H72V210H71ZM82 210H80V209ZM5 209V210H4ZM18 209V210H17ZM49 209V210H48ZM60 211H59V210ZM63 209V210H62ZM74 209V210H73ZM76 209H78L79 211H76ZM10 210V211H9ZM37 210V211H36ZM41 210V211H40ZM68 210V211H67ZM101 211L100 213H98L97 211ZM208 210V211H207ZM3 211V212H2ZM5 211V212H4ZM15 211H17L16 213H15ZM22 211H23V214H22ZM39 211L41 212V213H43L44 214V216H43V214H41L42 215V217H44V219H46L47 217H48V219L49 220H52L51 221V224L48 226V227H46L45 229H43V230H41V231H38V232H35L34 234H33V236H35V237H33V239H30V238H32V236H31V233H32V229H30L29 230V228H32L31 226H33V223H34V219L33 218H35V217H39L40 216V218H41V215L39 214ZM57 211V212H56ZM91 211H93V213L91 212ZM96 211V212H95ZM108 211V212H107ZM206 211V212H205ZM210 211L211 212H213V213H210ZM217 211V210H216ZM2 212V213H1ZM8 212V213H7ZM10 212H11V215H10ZM38 212V213H37ZM90 212V213H89ZM102 212H104V213H102ZM106 212V213H105ZM205 212V213H204ZM14 213V214H13ZM21 216H25V219L21 216H18V217H16L15 218V220H14V218L12 217V215L15 217V215H18V214ZM38 215V216H35L36 214ZM49 213V214H48ZM92 213V214H91ZM96 213H98V214H101L100 216L97 214V216H98V218H96ZM6 214V215H5ZM26 214L28 215V216H26ZM33 214H34V216L35 217H31L32 218V220H33V223H32V220H31V218L29 219V217L32 215L33 216ZM93 214H95V215H93ZM103 214H105V215H103ZM173 214H174V212H173ZM208 214H207V216H208ZM10 216L9 218L8 217H6V216ZM61 215H62V217H61ZM63 215H64V217H63ZM91 215H93L92 217H89V216H91ZM4 216V217H3ZM69 216V217H68ZM203 216H204V218H203ZM6 217V218H5ZM13 219H12V218ZM19 217L20 218H23V219H21V220H23L22 222H19V221H21V220H19ZM51 217V218H50ZM60 217H61V219H60ZM6 220H5V219ZM90 218H91V220H90ZM98 219V220H96V219ZM1 219H4V220H1ZM11 219V220H10ZM95 219V220H94ZM8 220V221H7ZM13 220V223L11 222ZM16 220H18V222H16ZM64 220H67L66 222H64ZM15 221V222H14ZM31 221V222H30ZM60 221H62V222H60ZM96 221V222H95ZM30 222V223H29ZM56 222L58 223L57 225H56ZM64 222V224H62ZM20 225H19V224ZM61 223V224H60ZM11 224V225H10ZM13 224V225H12ZM17 224V225H16ZM199 224V225H198ZM7 227H6V226ZM21 225H23V226H21ZM26 225V226H25ZM31 225V226H30ZM53 225V226H52ZM56 227H55V226ZM64 225H66V226H64ZM203 224H201V226H202ZM28 226H29V228H28ZM64 226V227H63ZM96 226H94V227H96ZM9 227V228H8ZM18 227H20V228H18ZM21 227H23V228H21ZM61 227L63 228L62 230H61ZM8 228V229H7ZM14 228V229H13ZM50 228V229H49ZM53 228V229H52ZM59 228H60V230H59ZM10 229V230H9ZM54 229H57L58 230V232H57V230H54ZM4 230V231H3ZM7 230V231H6ZM22 230H23V232H22ZM27 230V231H26ZM6 231V232H5ZM8 231H9V233L11 234V235H8L9 233H8ZM12 231H13V233H12ZM46 231H48V232H46ZM53 231V232H52ZM259 231V233L257 234V232ZM5 232V233H4ZM19 232V233H18ZM22 232V233H21ZM106 232V231H105ZM104 232V233H105ZM218 232H220V231H217V230H213V231H210L209 232V235L207 234V236L205 237L206 239H201L200 238V243H197V242H195V244H194V242L192 241V244L190 245V243L188 244V246H186L185 248H184V250L185 251H183L185 254V256L183 255H181V256H178L179 258H177V252L175 251L174 252V257H175V260L177 261H181L182 260V258H184V260H182L181 262L183 263V264H186V262L188 263V264H194V262L197 264L198 262H199V264H202L203 263V261H204V259H205V256L207 255V252L209 251V250H211V251H213V252H218V253H223V254H225V253H227V251H228V243H227V236H225L224 234H221V233H218ZM21 233V234H20ZM26 233H28V234H26ZM30 233V234H29ZM46 233V234H45ZM58 233V234H57ZM108 233V234H107ZM255 233V234H254ZM49 234V235H48ZM50 234H52V235H50ZM106 234H107V236H106ZM106 234L104 235V234H101V236L102 235H104L103 237H105L104 239L105 240H107V241H105L106 243L107 242H110L111 241V238H112V240L114 241V242H118V243H122L124 240H128V238L127 237H124L123 235H121L120 233H118V234H112V233H109V232H106ZM110 234V235H109ZM171 234H172V236H174V234H175V232H174V230H171ZM257 234V235H256ZM2 235H3V237H2ZM22 235V236H21ZM53 235H55V237L53 236ZM117 235V237L115 238V236ZM11 238H10V237ZM24 236H25V238H24ZM26 236H28L27 238H26ZM50 236V237H49ZM52 236L55 238H52ZM57 236V237H56ZM69 236V237H68ZM67 236V243H68V245H67V243H65V246L67 245L68 247H69V249L71 250V248H77V247H75V245L76 246H78V242H77V240H75V239H72V237H71V235H68ZM17 238V240H15L16 238ZM47 237V238H46ZM106 237H108L107 239H106ZM120 237H121V239H120ZM134 237V236H133ZM209 237V238H208ZM29 238V239H28ZM41 238V239H40ZM50 238H52V239H50ZM57 238V239H56ZM73 240H71V239ZM25 241H24V240ZM37 240V243H36V240ZM48 239H49V241H48ZM54 239V240H53ZM174 239V237H172V239L171 240H173ZM4 240V241H3ZM31 240V241H30ZM39 240V241H38ZM44 242H43V241ZM50 240H53V242L52 241H50ZM121 240V241H120ZM123 240V241H122ZM11 241V242H10ZM48 241V243H45V242H47ZM72 241V243L73 244H71L70 242ZM120 241V242H119ZM136 241H138V240H136ZM141 241H143V240H141ZM140 241V239H139V241L137 242V243H140L142 246H140V244H139V247L141 248V247H143V248H145V249H143L142 248V250L144 251V250H146L147 251V248L146 247H148L149 245H146V247H144V243L143 242H141ZM195 241V240H194ZM196 241H198L199 242V239H196ZM2 242V243H1ZM6 242V243H5ZM18 242V243H17ZM22 242V243H21ZM29 242H30V244H29ZM39 242V243H38ZM12 243V244H11ZM20 243V244H19ZM34 243V244H33ZM41 243V244H40ZM143 243V244H142ZM12 246H11V245ZM16 244V245H15ZM24 244V245H23ZM26 244H29V245H27L26 246ZM43 244V245H42ZM146 244V243H145ZM147 244H149V243H147ZM199 244H200V246H199ZM2 245V246H1ZM20 247H19V246ZM21 245H22V247H21ZM31 245H32V248H31ZM34 245V246H33ZM45 245V246H44ZM47 245V246H46ZM51 245V246H50ZM193 245V246H192ZM203 245V246H202ZM262 245V246H261ZM7 246H11V247H8L7 248ZM29 246H30V248H29ZM38 246H40V248L37 247ZM74 246V247H73ZM202 246V247H201ZM27 248V250H26V248ZM35 247V248H34ZM68 247H66V248H68ZM189 247V248H188ZM207 247V248H206ZM259 247H261V250H260V255H257V251H258V249H259ZM9 248H10V250H9ZM13 248V249H12ZM15 248H18V251H17V253H16V250L17 249H15ZM188 248V249H187ZM8 249V250H7ZM15 249V250H14ZM22 249V250H21ZM29 249V250H28ZM43 249H44V251H43ZM49 250V251H46V250ZM203 250H204V252H203ZM25 251V252H24ZM27 251V252H26ZM34 251V252H33ZM43 251V252H42ZM2 252V253H1ZM13 252H15L14 254H11V253H13ZM5 253V254H4ZM24 253H26V254H24ZM30 253V254H29ZM154 253L158 256V259L162 256V253H161V249H160V247L159 246H156V249H155V251H154ZM203 253V254H202ZM6 254L8 255L7 256V258H8V260L6 259ZM10 254V255H9ZM16 254V255H15ZM32 254V255H31ZM38 254H39V256H38ZM67 254H69V253H67ZM200 256V258L198 257V255ZM13 255V256H12ZM15 255V256H14ZM35 256V257H34ZM156 256V257H157ZM196 256V257H195ZM202 256V257H201ZM16 257V258H15ZM45 257V256H44ZM5 258V259H4ZM32 258V259H31ZM37 258L39 259V260H37ZM188 258V259H187ZM195 258V259H194ZM18 259V260H17ZM22 259V260H21ZM31 259V260H30ZM187 259V260H186ZM191 259V260H190ZM193 259V260H192ZM7 260V261H6ZM237 260V261H236ZM15 263H14V262ZM65 261V262H64ZM68 261H70L69 260V258H65L63 261H62V263L61 264H69V262ZM156 261V260H155ZM192 261V262H191ZM104 262V261H103ZM102 262V263H103ZM191 262V263H190ZM201 262V263H200ZM104 264H105V262H104ZM156 264V263H155ZM204 264V263H203Z\"/></svg>",
  "mask_w": 264,
  "mask_h": 264
},
{
  "label": "bare ground",
  "instance_id": "2",
  "mask_svg": "<svg viewBox=\"0 0 264 264\" xmlns=\"http://www.w3.org/2000/svg\"><path fill=\"white\" fill-rule=\"evenodd\" d=\"M148 1V0H147ZM146 1V2H147ZM179 0H177V1H175L176 3L175 4H177V2H178ZM181 2H183L182 0H180ZM180 1H179V4L178 5H176V7H177V9L179 8V5L181 6V4H180ZM188 1V0H187ZM198 1V0H197ZM207 1V0H206ZM220 1V4H221V6H222V8H223V11H224V14H225V17L227 18V17H229V15L230 14H232V11L236 8H234V0H219ZM263 1V0H262ZM173 2V1H172ZM148 3V2H147ZM147 3H145V2H141V4L139 5V9H138V12L136 13L137 14V17L135 18V20H133V22L130 24V26H128L129 27V30H128V32H127V34H126V36L124 37V38H122V39H112L111 38V40H113L112 42H111V44L108 46V48H107V55H106V58H105V63L103 64V65H105V68H107L108 69V71H109V73L106 71L105 72V74L107 73V75L109 74V77H107V75H106V77L108 78H106L107 80V83L105 82V87L103 86L104 84V81H103V83L99 86L100 88H103L104 87V90H102L103 91V93H101V91H99V93H82V92H80V93H82V95H84V97H85V101H84V103H83V100L80 102L79 100L80 99H75L76 101H78V102H76V103H79V104H83L82 106L84 107V104H86L87 106H93L96 110L95 111H97V113H96V115L95 116H97V117H95V119H93V120H91L92 119V117H94V116H92V115H94L95 114V112H93V114H92V112H90V117L91 118H88L89 116H88V114L87 115H85L84 117H86V119H88L89 120V125H92V127H89L90 129H92L93 130V132H95V131H97V130H104V129H108V131L110 132V130H111V133L110 134H112L113 133V135H114V137L115 138H117L118 136H120L119 138L121 139V137H123V136H125V140H126V142L125 143H123V144H125L124 146H122L119 142H120V140H119V138L118 139H116L117 141L115 142L114 141V143H113V152L115 153L114 154V156L115 157H117L118 155H120L121 157H122V159L124 160V162L121 160V157H120V160L123 162V163H121L122 164V166L123 167H120V168H122V171L120 170V172H118V173H116L115 174V177H114V179H113V181L110 183V186L108 185V191H109V189L110 190H112L113 191V193H110L109 195L110 196H108V205H109V207H107L108 208V214L106 215V216H103V220L101 221V222H98L97 221V223H98V225L96 226V225H94L93 223H92V221H89V219L87 218V216H88V214H87V216L85 215V214H83L82 212H78V213H76V214H73L72 213V216L70 215V217L67 219V220H64V222H68L67 223V227L65 228V229H63L62 227H61V233H59L60 235L58 236L59 237V239L58 240H56V242L54 241V245L50 248V251L47 249L46 251H49L46 255H44V256H42L43 258H41V260L39 261V264H61L62 263V261L65 259V258H69V260L70 261H68L69 262V264H104V262H105V264H183L181 261L182 260H184V258L186 257L184 254V252L183 251H185L184 250V248L186 247V246H188V244L190 243V245L192 244V241L194 242V244H195V242H197V243H200V238L202 239H206L205 237L207 236V234L209 235V232L210 231H213V230H217V231H220V232H218V233H221V234H224L225 236H227V243H228V251H227V253H225V254H223V253H218V252H213V251H211V250H209L208 252H207V255L205 256V259H204V261H203V263L204 264H235V262H234V260H235V258L237 257H239V256H241V255H243L245 252H247L248 250V246L250 245L251 246V238H250V236L251 235H253V234H251L250 235V233H253V231L254 230H256V225H255V223H257V221L256 222H254V220H252L253 218H251L252 216H251V213H252V211L251 212H249L250 210H251V208H250V210H249V206H252V205H250V204H256V205H259V204H263L264 205V160H262V159H260L259 157H258V154L260 153V152H263V143H264V93H263V96H252V97H247L246 96V93H248V92H253L254 93V91L256 90L255 89V87H257L258 85H264V59H262V58H260L259 59V57H258V55H254L255 57H253V58H255L252 62H250V61H248L247 59H248V57H251V55L250 54H245L243 51H246V50H244V48L242 49L243 51L241 52L240 51V45H239V47L237 48L236 47V50L237 49H239V52H238V54L240 55V56H242V53H244L246 56H247V58H245L246 59V61H248V62H250V64L249 65H243L242 63H239V66L238 67H241V66H246L245 67V69L244 70H240V68H238L239 70H233V71H229V70H227V72L226 73H224L220 78H221V87L223 88V89H225V91H229V90H237V85H238V83H237V79H240L241 81H242V83H244L245 84V86L247 87L246 88V90L247 91H245V95H244V97H245V103L243 102H241V103H238L237 105H236V103L237 102H232V103H234V106L236 105V107H237V109H239V110H242V111H239V113H240V116H238V118L237 119H233V117L231 118V116H233V115H235L234 114V112H231V111H233V109L232 108H234L233 107V105H232V108H229V109H231V111H224L225 109H224V107L221 109V107L219 106V108H218V106L216 107L215 105H216V102H215V105H214V103H213V97H212V100L208 97V96H203V92H204V90H200L199 88H196V87H194L192 84L191 85H189V92L191 93V99H192V103H193V111H195L196 113H194V112H191V107H190V105L189 104H191V102H188V106L190 107V109L191 110H189L191 113H189L188 112V110L186 109V107H188V106H186L185 107V105H184V101H187V100H183L182 102H181V99L179 100L180 102L178 103V104H176L175 103V101L174 102H172L171 100H169V99H167V98H163L162 97V95L160 94V89L162 88L160 85H159V83H158V87H156L155 85L157 84L156 82L157 81H160V79L158 78V80H157V78H156V80L157 81H155L154 80V76H155V74L157 75V73H156V71H155V68L153 69V67H155L156 65V69H158L159 67H158V64H156L155 66H153L152 67V65H150L148 62L147 63H145V65H142L141 66V64L143 63V62H141V56L143 55V53L145 52L146 53V51L147 52H150V51H148V49H149V47H148V49H147V46H149L148 44L150 43L149 42V40L146 38V36H148V34L149 33H151V31H156L157 33H158V38L160 39V38H162L161 39V41L162 42H164L165 43V41H166V37L165 36H167V37H169L170 35L172 36H174V35H176V36H187V33H191L190 34V36H192V38H193V36L197 33V34H199L200 32H202V30H205V27H204V29H203V26L202 25H196V27L194 26V24L193 23H196V22H194V19H191V18H189L188 16H187V14H186V10H185V8L186 9H188L185 5V7L184 6H181L180 8H179V10H177L176 11V13L173 15V16H167V18L165 19V20H163L161 17H163V16H160V20H159V22H161L160 23V25H158V24H156V23H158V20L155 18V16H157L158 14H156V12H155V14L153 13V9L151 10L150 8L153 6H151L150 7V5H148ZM158 3H159V5H156V6H158V9L156 10V11H160V14H162L163 13V15H164V12L165 11H167L168 10V6L170 5V4H167V1L166 0H162V1H160L159 2V0H158ZM169 3H170V0H169ZM174 3V2H173ZM202 3V2H201ZM201 3L199 4V5H201ZM134 4V3H133ZM132 4V5H133ZM136 4V3H135ZM152 4V3H151ZM188 4V3H187ZM250 4H251V0H239V8L241 9V11L243 12L244 11V13H243V15L245 14L246 16H247V14H246V12H247V9H248V7L250 6ZM155 5V4H154ZM194 5L195 6H197L198 7V2L197 3H195L194 2ZM135 6V5H134ZM191 6V5H190ZM189 6V7H190ZM193 6V5H192ZM206 6V5H205ZM263 6H264V4L263 3H258L257 4V8H263ZM137 7V6H136ZM170 7V6H169ZM173 7H174V5H173ZM196 7V8H197ZM207 7V6H206ZM191 8V7H190ZM199 8V7H198ZM234 8V9H233ZM156 9V8H155ZM155 9H154V11H155ZM171 9H172V4H171ZM171 9H169V10H171ZM175 9V8H174ZM173 10V9H172ZM199 10V9H198ZM249 10V9H248ZM257 10V9H256ZM259 10V9H258ZM258 10H257V12H258ZM193 11V10H192ZM192 11H191V13H192ZM200 12H201V10H199ZM169 12V11H168ZM167 12V13H168ZM172 12V11H171ZM171 12H169V13H171ZM189 13H190V11H188ZM196 12V11H195ZM234 12V11H233ZM129 13V12H128ZM167 13H165L166 15H169V13L167 14ZM199 13V12H198ZM197 13V14H198ZM202 13V12H201ZM259 13V12H258ZM196 14V13H195ZM212 14V13H211ZM257 14V13H256ZM129 15V14H128ZM127 15V16H128ZM134 15V14H133ZM190 15V14H189ZM194 16H196V15H194ZM201 16V15H200ZM259 16V17H258ZM257 17H258V20H260L258 23L259 24H248V19H246V17L245 18H242V20H241V26H242V29H244V30H247L248 28H251V29H254V31L256 32H258V31H261L260 30V28L261 27H264V14H259ZM132 17V16H131ZM193 17V16H192ZM199 17V16H198ZM244 17V16H243ZM195 18V17H194ZM123 19V18H122ZM121 19V20H122ZM127 19V18H126ZM130 20V19H129ZM155 20H157V22L154 24V22H155ZM162 20H163V22H162ZM125 21V20H124ZM197 21V20H196ZM198 21H199V19H198ZM197 21V22H198ZM200 22V21H199ZM239 22V21H238ZM120 23H121V21H120ZM125 23V22H124ZM124 23H123V25H124ZM127 23V22H126ZM201 23V22H200ZM231 24V23H230ZM224 26V25H223ZM236 26V25H235ZM240 26V25H239ZM125 27V26H124ZM229 27V26H228ZM123 28V27H122ZM225 28H226V25H225ZM216 29V28H215ZM113 30H116L115 28L113 29ZM123 30V29H122ZM126 30H124V32H125ZM228 31V30H227ZM234 31V30H233ZM251 31V30H250ZM215 32V31H214ZM232 32V31H231ZM194 35H193V34ZM221 33V32H220ZM238 33V32H237ZM241 33V32H240ZM212 34H213V32H212ZM118 35V34H117ZM123 35V34H122ZM153 36H155V33H153L152 34ZM169 35V36H168ZM208 35V34H207ZM155 36V38H157ZM189 36V35H188ZM187 36V37H188ZM189 36V37H190ZM198 36V35H197ZM223 36V35H222ZM231 36V35H230ZM149 37H151V36H149ZM148 37V38H149ZM164 37H165V39H164ZM194 37H196V36H194ZM154 38V37H153ZM154 38V39H155ZM157 38V40H158V43H159V39ZM198 38V37H197ZM204 38V37H203ZM208 38H210V37H208ZM229 38V37H228ZM171 39V38H170ZM176 39V38H175ZM184 39H186V38H184ZM188 39H190V38H188ZM188 39H186V40H188ZM205 39V38H204ZM211 39H213V38H211ZM156 40V39H155ZM156 40V41H157ZM206 40V39H205ZM215 40V39H214ZM160 41V42H161ZM189 41V40H188ZM198 40H196V42H197ZM201 41V40H200ZM207 41V43H208V40H206ZM162 42H161V44H162ZM167 42V41H166ZM157 43V46H155V48L157 49L156 50V52L155 51H152V52H154L153 54L155 55V58H157V54L159 53V54H161V55H159V56H162V58H164L165 59V57H166V55L168 54L167 53V50L165 49L166 47H164V50H163V48L161 49L162 51H160L159 49L161 48V46L163 45H160V43L158 44ZM183 43V42H182ZM218 43V42H217ZM168 44H169V42H168ZM180 44V43H179ZM209 44V43H208ZM207 44V46H206V43H202V44H200V45H196V46H193L192 44L191 45H187L186 46V48H185V54H187V55H189L190 56V59L192 60V62L193 63H195V64H198V66L200 65L201 67H202V65L204 64V65H206L207 67H210V69H212V66H214V65H216L217 63H221V64H225V63H227V61H228V58H229V56H231L232 54L233 55H235V54H237V51L236 50H234V53L232 52H230L231 50L229 49V47H231V41H230V38L229 39H227V38H225L224 37V39H221V45H219L222 49L219 51V52H215V50H212L211 48H210V44L208 45ZM234 44H236L235 43V41H234ZM216 45V44H215ZM236 45H238V44H236ZM168 46H170V45H168ZM167 46V47H168ZM152 47V46H151ZM213 47H216V46H213ZM212 47V48H213ZM154 48V47H153ZM154 48V49H155ZM153 49V50H154ZM217 49V48H216ZM105 50V49H104ZM146 50V51H145ZM150 50V49H149ZM219 50V49H218ZM230 50V51H229ZM217 51V50H216ZM236 51V52H235ZM104 52V51H103ZM241 52V53H240ZM250 52V51H249ZM151 53V52H150ZM157 53V54H156ZM167 53V54H166ZM230 53H231V55H230ZM253 53V52H252ZM104 54V53H103ZM149 54V53H148ZM152 54V53H151ZM170 54V53H169ZM147 55V54H146ZM174 55V54H173ZM250 55V56H249ZM252 55V56H253ZM168 56V55H167ZM178 56V55H177ZM256 56L258 57L257 59H259V60H257L256 59ZM263 56V55H262ZM147 58H148V56H146ZM150 57V56H149ZM179 57V56H178ZM233 57V56H232ZM146 58V59H147ZM161 58V59H162ZM168 58H169V56H168ZM180 58H183L182 56H180ZM243 58V57H242ZM264 58V57H263ZM145 59V60H146ZM161 59H158V61L159 60H161ZM170 59V58H169ZM190 59H188V60H190ZM251 60H252V57L250 58ZM157 60V59H156ZM155 60V61H156ZM165 61V60H164ZM163 61V62H164ZM182 61V60H181ZM151 62H152V60H151ZM150 62V63H151ZM157 62V61H156ZM163 62H161V64L163 63ZM188 62V61H187ZM191 62V63H192ZM103 63V62H102ZM159 63H160V61H159ZM165 63H166V61H165ZM169 63V62H168ZM190 62H189V64L190 65H192ZM161 64H160V66H161ZM172 64V63H171ZM178 64V63H177ZM241 64V65H240ZM102 65V66H103ZM194 65V64H193ZM165 66H169V65H165ZM179 66L181 67V62L179 61ZM195 66V65H194ZM193 66V68H191L189 65L188 66H185L183 69V72H185V73H183L184 75H187V74H191V72L189 71V70H192L193 69V71H194V69L196 70L197 68H195ZM177 67H178V65H177ZM182 67H183V65H182ZM197 67V66H196ZM204 67V66H203ZM206 67V68H207ZM165 68V67H164ZM169 68V67H168ZM107 69H105V70H107ZM174 69H176V68H174ZM173 69V70H174ZM199 69V68H198ZM196 70V72L198 71L199 72V70ZM202 69V68H201ZM200 69V70H201ZM235 69H237V68H235ZM243 69V68H242ZM104 70V71H105ZM159 70V69H158ZM158 70H157V72H158ZM180 70V69H179ZM178 70V71H179ZM142 71H144L145 73L144 74H146L147 76H145L146 77V79H144L143 78V76H141V75H144V74H141L142 73ZM177 71V72H178ZM192 71V72H193ZM160 72V71H159ZM190 72V73H189ZM196 72H195V74H196ZM198 72H197V74H198ZM195 74H193V75H195ZM159 75H161V73L160 74H158V76ZM165 75V74H164ZM141 77V79H140V81L141 80H147V82L148 83H150V85H151V88H152V91H156V90H153V89H158L157 91H158V93L160 94V95H157L156 97H158V98H156L157 100H159V98L160 97H162V99H163V103H158V102H156L157 103V105H158V107L161 109L162 108V116L160 117V119H157V115H156V118H155V116H153L154 117V119L152 118V115H154V114H151V111L153 110L152 108H151V103L149 104L150 105V107H148L147 109H148V111L146 110H143V109H145L146 107L143 105V104H145L144 103V101H146V103H148L147 101H148V97L146 98V100H145V98H143V96H134V89H135V87L137 88V86H135L136 85V82H137V80H139L138 78H140ZM160 77V76H159ZM178 77V76H177ZM181 77V76H180ZM183 77V76H182ZM185 77H187V76H185ZM185 77L183 78V81H182V87H183V89L185 88H187V83H186V81H185ZM191 77H192V74H191ZM191 77H190V79H191ZM48 77H46V79L44 80V81H42L41 82V85L42 86H44V87H42V90H43V88H44V91H47L48 89L50 90V91H52V93L53 92H55V93H53V95L54 94H57L58 96L60 95L61 97H63V98H59L58 96V98L60 99H58L60 102H63L62 104V106H67V105H69L70 106V102H74L75 100L73 99V101H68L67 102V100L66 99H69V100H71V97H72V95H71V90H72V88H71V84H70V82H69V79L67 78V82H64V83H61L60 84V82L56 79V78H49V79H47ZM143 78V79H142ZM149 79V81H148V79ZM194 78V77H193ZM192 78V80H193V82L195 81L194 79ZM196 78V77H195ZM179 79V78H178ZM182 79V78H181ZM180 79V80H181ZM129 81L130 82V84H132V88H129V90L131 89L132 91H134V92H132V99H131V101H130V103H129V105H128V108H129V111L130 112H132V113H134V112H136L137 110L139 111V108H141V105H142V107H143V109L141 110V113L139 114V116H138V118H136V115H135V119L133 118H130V120H129V116L131 115V113H130V115L129 116H123V118L124 117H127L128 119V121H126V118H125V121H124V125H122L121 127H120V124H121V122L119 121V123H118V121H115V116H116V113L118 112L117 110H119L120 109V107H121V110H122V106H120V107H118L119 105H120V102H119V105H118V102H117V100L118 101H120V97H122V96H120L121 95V93H122V90H121V92H120V95L118 96V93H119V91H120V87L123 85V82L124 81ZM191 80V81H192ZM230 80H234L235 81V83L234 84H232V83H230L229 85L228 84H226V82H230ZM66 81V80H65ZM140 81H138L137 83V85H139V82ZM190 81V80H189ZM72 82V81H71ZM129 82H127L128 84H129ZM144 82L145 81H143V82H141V83H143V85H144ZM146 82V83H147ZM180 82V81H179ZM83 83V82H82ZM89 83V82H88ZM125 83V82H124ZM148 83L146 84V86H148L147 88H149L150 86L148 85ZM152 83V84H151ZM164 83V82H163ZM176 83H178V82H176ZM79 84H81V83H79ZM127 84V85H128ZM165 84V83H164ZM175 84V83H174ZM195 84V83H194ZM40 85V84H39ZM40 85V86H41ZM87 86H88V84H86ZM85 85V88L87 87ZM125 85H126V83H125ZM142 85V86H143ZM152 85H154V86H152ZM167 85V84H166ZM78 86V85H77ZM90 86H91V84H90ZM89 86V87H90ZM140 87V88H138V90L139 89H141V88H143V87ZM145 86V85H144ZM181 86V85H180ZM179 86V87H180ZM76 87V86H75ZM78 87H80V86H78ZM83 87V86H82ZM98 87V88H99ZM127 87V86H126ZM130 87H131V85H130ZM159 87H160V89H159ZM166 87V86H165ZM178 87V86H177ZM178 87V88H179ZM200 87V86H199ZM48 88V89H47ZM84 88V87H83ZM147 88L145 87V89L147 90ZM151 88H150V90H151ZM203 87H201V89H202ZM41 89V88H40ZM47 89V90H46ZM175 89V88H174ZM184 89V90H185ZM48 90V91H49ZM97 90V89H96ZM125 90H126V88L123 90L124 91V93L123 94H125ZM136 90V89H135ZM143 90H144V88H143ZM145 90V92H147ZM160 90V91H159ZM164 90H165V88H164ZM168 90V89H167ZM170 90V89H169ZM168 90V91H169ZM43 91V92H44ZM47 91V92H48ZM71 91V92H70ZM95 91V90H94ZM97 91V92H98ZM128 91V90H127ZM152 91H151V93H152ZM179 91V89L177 90V92ZM186 91H188L187 89H186ZM90 92V91H89ZM145 92H142L143 94H145ZM161 92H163V89H162V91ZM180 92H182L181 90H180ZM250 92V93H251ZM49 93V92H48ZM76 93H78V92H76ZM114 93H116V94H114ZM139 93H141V92H139ZM149 93L150 92H148V94L147 95H149ZM150 93V94H151ZM156 93V92H155ZM176 93V92H175ZM189 93V94H190ZM62 94L63 95H65V96H62ZM79 94V93H78ZM128 94H129V91H128ZM128 94H126V95H128ZM142 94V95H143ZM173 94V93H172ZM177 94V93H176ZM178 94H180L181 95V93H178ZM207 93L205 92L204 93V95H206ZM249 94V93H248ZM71 95V96H70ZM80 95V94H79ZM92 95V96H91ZM154 95V94H153ZM169 95V94H168ZM182 95H183V93H182ZM74 96V95H73ZM160 96V97H159ZM165 96V95H164ZM171 96V95H170ZM174 96H175V94H174ZM190 96V95H189ZM4 97V96H3ZM8 97H10V96H6L4 99H1L0 98V109H1V107L2 106H8V105H11V104H13V101H15L16 100V97H14L13 99H11V98H8ZM12 97V96H11ZM21 97V96H20ZM30 97H31V99H30ZM28 99L30 100L29 102H31V100H32V102L33 103H36V96H35V98L33 97V96H30ZM39 97V96H38ZM37 97V98H38ZM42 98L41 99H43L44 98V96H41ZM52 97V96H51ZM55 97V96H54ZM79 96H76L75 98H78ZM130 98H131V96H129ZM144 97H146V95L144 96ZM166 97V96H165ZM173 97V96H172ZM240 97V96H239ZM33 98V99H32ZM47 98H50V97H48L47 96ZM73 98V97H72ZM80 98V97H79ZM119 98V99H118ZM124 98H127V97H125L124 96ZM178 98H180L179 97V95H178ZM186 98V97H185ZM234 98H236V96L234 97ZM19 99V98H18ZM35 99V100H34ZM39 99V98H38ZM45 99V98H44ZM51 99V98H50ZM50 99H47V100H49V103L51 102V103H56V102H52ZM54 99H57V98H54ZM82 99H84L83 97H82ZM128 99V98H127ZM152 99V98H151ZM183 99V98H182ZM238 99V98H237ZM237 99L235 100V101H237ZM241 99V101H242V96H241V98H239L238 99V101ZM21 100V99H20ZM20 100H17L19 103L22 101H20ZM34 100V101H33ZM52 100H53V98H52ZM63 100V101H62ZM150 100V99H149ZM152 100H154L155 101V99H154V97H153V99ZM156 100V101H157ZM25 101H27V98L25 99ZM56 101V100H55ZM59 101H57V102H59ZM126 101V100H125ZM125 101H122L121 100V102L122 103H124ZM129 101V100H128ZM128 101H126V102H128ZM160 101V100H159ZM189 101V100H188ZM215 101V100H214ZM18 102H16L15 104H14V106H17V107H14L15 109L16 108H18V106H20V105H18ZM22 102H24V100L22 101ZM21 102V103H22ZM41 102V100L39 99V101L37 102V103H40ZM45 102V101H44ZM64 102H66V103H64ZM150 102V101H149ZM178 102V101H177ZM26 103H28V102H26ZM47 103V102H46ZM50 103V104H51ZM68 103H70V104H68ZM121 103V104H122ZM23 104V103H22ZM30 104V103H29ZM29 104H28V106H29ZM42 103H40L39 104V106L41 105ZM61 103H58V106L60 105ZM125 104V103H124ZM127 104V103H126ZM154 103H152V105H153ZM161 104V105H160ZM186 104V103H185ZM24 105H26L25 103H24ZM31 105V104H30ZM33 105V104H32ZM32 105L31 106H29V107H31L32 108ZM52 105V104H51ZM50 105V106H51ZM55 105V104H54ZM146 105H148V104H146ZM161 107H160V106ZM34 106H35V104H34ZM46 106H48V105H46ZM48 107V109L49 108H53V106L52 107ZM58 106H56V107H58ZM81 105H79L78 106V108L79 109H76V111H83L84 113L86 112L85 110H83V109H86V107H84V108H82L81 109V107H80ZM91 106V107H92ZM124 106H126V105H124ZM224 106V105H223ZM20 107H22V106H20ZM24 107H26V106H24ZM41 107V106H40ZM44 107L45 106H43V109H44ZM55 107V108H56ZM60 107H61V105H60ZM64 107V109L66 110L67 108H70V107H66L65 108ZM92 107V108H93ZM145 107V108H144ZM155 107L157 108V106L155 105ZM188 107V108H189ZM227 107V106H226ZM229 107H230V105H229ZM236 107H235V109H236ZM3 108V107H2ZM10 108V107H9ZM23 108V107H22ZM21 108V109H22ZM63 107H61V109H62ZM74 108V107H73ZM90 108V107H89ZM123 108H125V107H123ZM128 108H125L126 110L125 111H121V114H122V112H125L126 114L128 113V111H127V109ZM158 108V109H159ZM4 109V108H3ZM15 109H13V110H15ZM20 109V110H21ZM37 109V108H36ZM36 109H35V112H36ZM42 109V110H43ZM46 109V108H45ZM44 109V110H45ZM48 109H46V111L48 110ZM64 109H63V111H64ZM158 109L155 111V108H154V112H158ZM159 109V110H160ZM228 109V110H229ZM236 109V110H237ZM7 110V109H6ZM10 110V109H9ZM25 110V109H24ZM41 110V111H42ZM73 110L74 109H72L71 110V113L73 112ZM87 110V109H86ZM90 110V109H89ZM94 110V109H93ZM227 110V109H226ZM262 110V111H261ZM31 111H33L32 109H31ZM49 111H51L52 112V110H48V112L47 113H49ZM56 111H59V109L57 108V110ZM127 111V112H126ZM13 112V111H12ZM17 112H18V110H17ZM21 112V111H20ZM30 112V111H29ZM83 112H76V113H72L71 114V116L69 117V114H67V116H68V118L70 119V118H72V119H70V121H74L75 123H78V119L79 118H81V117H79V116H81L82 115V119L81 120H83ZM198 112L200 113V112H202V114H203V116H202V118L201 117H199L200 116V114L198 115ZM3 114H4V111L2 112ZM14 113H16V112H13V114ZM33 113V112H32ZM41 113V112H40ZM44 113V112H43ZM57 113V112H56ZM56 113L54 112V114L56 115ZM59 114L61 113L60 111L58 112ZM64 113H65V111H64ZM70 113V112H69ZM124 113V114H125ZM128 113V114H129ZM7 114H9L10 115V113H7ZM20 114H22V113H20ZM61 114H63V112L61 113ZM60 114V115H61ZM74 114V115H73ZM80 114V115H79ZM120 114V113H119ZM127 114V115H128ZM160 114V113H159ZM26 114H24L23 116H25ZM28 115V114H27ZM48 116L50 115V117L52 116L51 115V113H49V114H47ZM47 115H46V119L48 118V120H46V122L48 123V125H46V126H48V128H45L46 126H45V124H44V122H42V120L40 121L41 122V124H39V128L41 127V125H42V123L44 124V126L45 127H43L42 129H50L54 124H55V122H54V124L52 125L50 122L52 121L51 120V118H49V117H47ZM75 115H79L78 116V118H76V116ZM2 116H4V115H2ZM7 116V115H6ZM12 116V115H11ZM16 116V115H15ZM19 116V115H18ZM29 116V115H28ZM36 116V115H35ZM38 116V115H37ZM62 116V115H61ZM61 116L59 117V120H60V118H61ZM66 116V115H65ZM75 116V118H73ZM132 116H134V115H132ZM0 117H1V115H0ZM13 117V116H12ZM25 117H27V116H25ZM63 117V116H62ZM170 118V120L172 121V117L175 119L174 120V122H171V121H169L170 123H171V125H170V127H172L173 128V130L174 129H176V131H178L177 130V127L180 125H178V121L180 122H182V123H189V124H191L192 126H194L195 128L196 127H201L202 129H203V127L205 126V128H206V131H209V132H206L205 130V137H204V139H205V141L207 142V144H208V142H211V141H213V140H216V141H218V139L220 138H217V136L215 137L216 139H214L213 137H212V133H213V129H214V131H215V128H216V132H217V130H219L220 131V127L219 126H226V128L228 129L227 131H225L224 133H222V138H221V141H222V146H221V150L219 151V156L217 157V155H216V153H217V151H216V148H202L201 146H199L198 144H194L193 145V147H190V149L189 148H187V150L189 149V153L188 154H192L193 156H195V154L197 155V154H202L204 157H206L207 159H208V161H209V163H210V170H208V171H206V172H202L203 170H200V174H201V178H200V180L203 182V183H207L210 187H212L213 189H214V187L215 186H217V184H219V187H221L220 189H218V188H216L217 190H221V196L223 195V198H224V200H222V204H220V202H221V200H220V202H218L219 204H217L218 206V208L216 209V210H214V214H208L209 212H206L207 214H208V216H207V214L205 215L204 214V216H205V218H204V216H203V218H204V221L201 219L200 220V223L201 224H203L202 226H201V224H200V226H198V227H195L194 226V229H192L193 228V226H191L190 227V229H191V231L193 232L191 235L190 234H188V233H190V232H188L189 231V229H188V219L186 218V213H185V211H186V209H187V206H188V203L190 202L189 200H190V198L193 196V195H191L192 193H191V191H189V190H184L185 189V187H184V189H181L180 187H176L177 188V193H167V194H158V193H156V184H154L153 185V183H151V182H149L148 180H145L146 178H144V180H143V175H144V177L145 176H148V175H146V174H148L150 171L149 170H147L148 172L146 173V174H143V173H141L142 174V177H140V176H138V172H139V170H138V172H137V174H134V173H136V172H132L131 170L132 169H134L135 171H136V169L135 168H137V167H135L134 165V163H133V166H131V164L132 163H130L137 155L139 156V155H141V156H143V158L144 159H142L143 160V162L145 161L146 162V160H147V165H145L144 167H146V166H148V164H149V162H151V160H149V159H154L155 158V163L156 162H158V163H161V164H164L165 166H170V165H172V161H175L176 159H178V158H176V156L173 154L172 155V157L174 156L175 157V160H174V158L172 159V161H170V159H168L169 157H170V155L172 154V151L170 150V148H167V147H169V146H163L160 142V138H161V136L163 137V135L161 134V136L159 135V133H160V130H161V132H162V130H163V126H164V119L163 118ZM1 118H3V117H1ZM5 118V117H4ZM24 118V117H23ZM33 117H31L30 118V120L32 119ZM65 120H61V122L62 121H64L65 122V124H66V122H68L69 120H67V118H65V117H63ZM6 119H7V117H6ZM5 119V120H6ZM11 119V118H10ZM13 119H15V118H13ZM17 119H18V117H17ZM28 120H29V118H27ZM27 119L25 120L26 122H28L27 121ZM35 119V118H34ZM49 119H50V121H49ZM76 119V120H75ZM4 120V121H5ZM24 120V119H23ZM58 120V121H59ZM81 120H80V122H81ZM88 120H86V123H87V121ZM117 120V119H116ZM169 120V119H168ZM168 120H166V121H168ZM1 121H3L2 119H0V124H1ZM43 121H44V119H43ZM56 122H58L57 120H55ZM83 121H85V118H84V120ZM82 121V122H83ZM92 121V122H91ZM9 122H10V120H9ZM18 122H19V120H18ZM22 122H24V121H22ZM20 123V124H24V123ZM26 122H25V124H26ZM32 122V121H31ZM74 122H73V125L75 126V128L76 127H78V130L79 129H81L83 126H82V123L80 124L79 123V125L78 124H74ZM91 122V123H90ZM4 123V122H3ZM30 123V122H29ZM33 123V122H32ZM46 123V124H47ZM70 124H71V122H69ZM69 123H67V126H69ZM88 123L86 124L87 125V127H88ZM5 124V123H4ZM3 124V125H4ZM13 124V123H12ZM18 123H15V127H16V129H17V125ZM36 124H38V123H36ZM51 126H50V125ZM84 124H85V122H84ZM168 124V123H167ZM175 125L176 126V124L178 125L177 127H174V126H172V125ZM14 125V124H13ZM81 125V126H80ZM86 125H85V128H86ZM12 126V125H11ZM35 126V125H34ZM34 126H33V128H34ZM64 125H63V123H62V126H61V128L63 127ZM74 126L72 127V124H71V127L74 129ZM124 126V128H126L125 129V131L126 132H124L125 133V135H123V134H121V131H124V129L122 128ZM184 126V125H183ZM21 127V126H20ZM20 127H19V129H20ZM32 127V126H31ZM38 127V126H37ZM50 127V128H49ZM54 127V126H53ZM55 127H57V129H58V126H57V124H56V126ZM60 127V126H59ZM65 127V126H64ZM165 127H167L168 128V126L166 125ZM188 127V126H187ZM191 127V126H190ZM219 129H218V128ZM234 127H239L240 128V130H239V128L237 129V130H235L236 128H234ZM7 128H9V127H7ZM14 128V127H13ZM22 128V127H21ZM24 128V127H23ZM69 128V127H68ZM67 128V130H70V129H68ZM84 128V127H83ZM82 128V129H83ZM84 128V129H85ZM89 128H86L85 130L87 131V129H89ZM166 128V129H167ZM180 126H179V130H180ZM208 128V129H207ZM1 129V128H0ZM3 129V128H2ZM36 129V128H35ZM42 129L40 128V130H41V132H40V130L39 129H36V130H38V131H36V130H34V129H28V130H26V129H24V130H22L20 133H18L19 135H18V137H14V136H11V133H10V135L9 136H2V137H4L5 139H3V143L7 146V147H11V148H15V147H21L22 146V139L25 141V139H27L28 141H29V143H30V146L27 144V143H23V144H26L27 145V147H29L30 148V153H32L33 155L35 154V156L37 155V159L39 160H41V162L43 163V167L42 166H40V167H38L39 165H38V163H37V165L38 166H36V164L33 166V169H30L31 167H32V165L30 166V165H28L29 163H28V160H29V158L32 156V158H33V155H31L30 153L28 154V153H26V154H24V155H31L30 157L29 156H27V157H29V158H26V160H27V162L26 163H28V164H26L25 163V167H26V165H28L29 166V170H32L31 171V178H30V181L28 182V185H27V188H30V189H34V190H38L39 191V193L42 191V192H44V193H48L47 195L49 196L48 198H50L54 203H56V204H58V203H60L61 202V198H62V196L58 193V191H56V188H55V183L53 182L54 181V179H53V174H52V172L54 171V169H55V166H58V165H61V164H64L65 162L66 163H69V161H71L70 162V164L72 163V162H74V163H80L81 161H85V159H86V161H87V157H88V155L90 154L89 152H91V151H93V150H90L91 148L90 147H92L91 145H92V143H91V139L93 138V136L92 137H90L91 135H87L86 136V133H79V136H74L75 135V133L73 134V133H71L72 132V130H71V135L69 134H67L68 136H69V138H71L72 136H74L75 138H73L72 137V139H67V140H69V141H67V140H65V139H63V140H60L61 138H63L64 136L66 137V135L64 134H62V136L63 137H61L60 139H59V137L61 136V131H60V129L58 130L59 131V133L57 132V133H52V134H59V135H53V137H50V135H52V134H50L51 133V131H46V133L48 132L49 134H47V135H45L46 133H42ZM52 129V128H51ZM57 129L55 128L54 130H56L57 131ZM63 129V128H62ZM65 129V128H64ZM80 130V131H84V129L83 130ZM110 129V130H109ZM123 129V130H122ZM165 129V128H164ZM8 130V129H7ZM53 130V129H52ZM53 130V131H54ZM9 131H10V129H9ZM55 131V132H56ZM64 131V130H63ZM74 132H76L75 131V129L73 130ZM79 131V132H80ZM91 131V130H90ZM164 131H166V130H164ZM8 132V131H7ZM44 132H45V130H44ZM179 132V131H178ZM181 132H182V130H181ZM4 133H6V132H4ZM16 133V132H15ZM65 133V132H64ZM76 133H78V132H76ZM98 133H99V131H98ZM102 133V132H101ZM176 133V132H175ZM174 133V134H175ZM207 133V134H206ZM81 134V135H80ZM87 134H90V133H87ZM91 134H92V131H91ZM105 133H103V135H104ZM172 134V133H171ZM213 134H215V133H213ZM3 135V134H2ZM6 135H8V134H6ZM17 135V134H16ZM76 135H78V134H76ZM93 135V134H92ZM96 135V134H95ZM95 135H94V139H95ZM121 135H123V136H121ZM167 135H169L168 133H167ZM203 135V136H204ZM55 136V137H54ZM59 136V137H58ZM196 136H198V135H196ZM195 136V137H196ZM200 137H197V143H200V144H202L201 142H200V140H201V138L203 139V136L201 137V134L199 135ZM0 137H1V135H0ZM1 137V138H2ZM103 137H105V135L103 136ZM106 137H108V138H102V135H99V137H97L96 139H95V141L99 144V146H102L103 148H106V146H108L109 144L107 143V142H110V140H109V137L110 136H108V134L106 135ZM170 137V135L167 137V138H169ZM194 137V138H195ZM21 138V139H20ZM56 138H58L59 140H56ZM67 138V137H66ZM114 138V139H115ZM148 138V139H147ZM166 138V137H165ZM198 138H199V141H198ZM93 139V140H94ZM108 139V140H107ZM144 139H147L148 140V142L145 144V145H143V144H141V142L142 143H144ZM204 139H203V141H204ZM1 140V139H0ZM89 140H90V143H89ZM106 140H107V142H106ZM162 140H164V139H162ZM167 140V139H166ZM191 140H193V138L191 139ZM195 140V139H194ZM192 141V143L193 142H195V141ZM220 140V139H219ZM28 141H25V142H28ZM146 141V140H145ZM216 141H214V142H216ZM220 141V142H221ZM124 142V141H123ZM163 142V141H162ZM188 142H190V141H188ZM263 142V143H262ZM97 143H95L96 144V147H99V146H97ZM103 143H107L106 144V146L104 147V145H103ZM167 143L169 144V142L167 141ZM191 143V142H190ZM217 143V142H216ZM3 144V145H4ZM167 144V145H168ZM206 144V145H207ZM212 145L214 144V143H211ZM210 144V145H211ZM1 146H2V144H0ZM216 145V144H215ZM215 145L213 146V147H215ZM218 145V144H217ZM122 146V147H121ZM189 146H190V144H189ZM188 145H187V147H189ZM23 147L25 148V146L23 145ZM154 147V148H153ZM207 147V146H206ZM218 147H219V145H218ZM10 148V149H11ZM101 148V147H100ZM103 148H102V150H103ZM108 148V147H107ZM220 148V147H219ZM1 149V148H0ZM7 149V148H6ZM19 149H22V148H19ZM93 149V148H92ZM96 149H98V148H96ZM96 149H94V150H96ZM149 149H150V151H149ZM16 150V149H15ZM26 150V149H25ZM102 150H101V152H102ZM111 150V149H110ZM154 150V151H153ZM218 150V149H217ZM4 151V149H2V152ZM7 151V150H6ZM28 151V150H27ZM105 151V150H104ZM151 151H153V153L151 152ZM1 152V151H0ZM1 152V155L3 154ZM15 152V151H14ZM21 152L22 151H20V153L19 154H21ZM99 151L98 150H96V152H94L95 154V157H97L96 156V154L98 153ZM106 152V151H105ZM104 152V153H105ZM151 152V153H150ZM11 153V152H10ZM92 153V152H91ZM148 153V154H147ZM175 153V152H174ZM103 154V153H102ZM111 154V153H110ZM113 154V153H112ZM176 154V153H175ZM261 154V153H260ZM0 155V156H1ZM22 155H23V153H22ZM23 155V157L25 158V156ZM99 156H101L100 154H98ZM109 155V154H108ZM177 156H178V154H176ZM3 156V155H2ZM12 156V155H11ZM11 156H8V157H11ZM15 156H17V155H15ZM92 156H93V154H92ZM91 156V158H93ZM113 156V155H112ZM5 157V156H4ZM3 157V158H4ZM119 157V156H118ZM179 157V156H178ZM12 158H14V156L12 157ZM11 158V159H12ZM20 158H21V156H20ZM35 158V157H34ZM34 158H33V160H34ZM90 157H89V162H93V160L91 159ZM110 159L112 158V157H109ZM114 158V157H113ZM140 158V157H139ZM6 159V158H5ZM31 159V158H30ZM36 159V160H37ZM96 159V158H95ZM94 159V160H95ZM98 159V158H97ZM115 160L113 161V163H117V159L116 158H114ZM119 159V158H118ZM135 159H137V157L135 158ZM134 159V160H135ZM152 159V162L151 163H153V160ZM168 159V160H167ZM264 159V158H263ZM20 160V159H19ZM21 160H23V158L21 159ZM92 160V161H91ZM113 160V159H112ZM111 160V161H112ZM139 160H141V159H139ZM11 160H9V162H10ZM13 161V160H12ZM14 161H15V163H16V160H15V158H14ZM68 161V162H67ZM120 161V162H121ZM138 161V160H137ZM168 161H170L169 163H171V164H169L168 163ZM205 161V160H204ZM3 162V161H2ZM2 162H0V163H2ZM8 162V161H7ZM7 162H5V163H7ZM8 162V163H9ZM19 162V161H18ZM133 162V161H132ZM140 162V161H139ZM143 162H140V163H142L143 164ZM176 162H177V160H176ZM12 163V162H11ZM15 163H12L13 165H15ZM73 163V164H74ZM84 163V162H83ZM87 163V162H86ZM138 163V162H137ZM151 163H150V165L149 166H151L150 168L148 167V169H151L152 168V165H151ZM168 165H167V164ZM175 163V162H174ZM173 163V166L174 165H176L177 163H175L174 164ZM205 163V162H204ZM3 164V163H2ZM1 164V165H2ZM17 164H19V163H17ZM23 164V163H22ZM21 164V165H22ZM81 164V163H80ZM80 164H78V165H80ZM111 165L110 166H112L113 164L112 163H110ZM139 164V163H138ZM0 165V166H1ZM7 165V164H6ZM24 165V164H23ZM22 165V166H23ZM72 165V164H71ZM81 165H83V164H81ZM78 166V167H82V166ZM119 165V164H118ZM117 164H116V166L115 167H117L118 166ZM163 165V166H164ZM4 165H2V167H3ZM16 166V165H15ZM17 166H20V165H17ZM67 166H68V164H67ZM85 166H89V164H85L84 165V167ZM109 166V167H110ZM121 166V165H120ZM138 166V165H137ZM142 167H143V165H141ZM156 166H158L159 167V165H157L156 164ZM162 166V170L163 169H166V167H163ZM7 167H9V165L7 166ZM10 167H11V165H10ZM13 168H14V166H12ZM21 167V166H20ZM42 167V168H41ZM60 167V166H59ZM59 167H57V169L59 168ZM91 167H93L92 166V164H91ZM91 167H85V169L87 170V172L90 170L91 171ZM115 167H113V169L115 168ZM131 167H133L132 169H131ZM143 167V168H144ZM160 167H161V165H160ZM171 167V166H170ZM13 168H11V170L13 169ZM17 168H19V167H17ZM28 168V167H27ZM63 168L64 167H62V170H63ZM68 167H66V169H67ZM140 168V167H139ZM174 168V167H173ZM5 169V168H4ZM4 169H3V171H4ZM9 169V168H8ZM19 169H21V168H19ZM26 169V168H25ZM65 169V170H66ZM70 169V168H69ZM72 169H73V167H72ZM75 170H74V172L76 171V169H78V168H74ZM83 169V170H82ZM82 171L80 170V177H83V178H80L81 180L82 179H84V176H85V174L87 173V172H85L84 170V168L82 167ZM141 169V168H140ZM154 169H155V167H154ZM154 169H152V171L154 170ZM161 169V168H160ZM159 169V170H160ZM169 169V168H168ZM167 169V170H168ZM11 170H9V171H11ZM71 170V169H70ZM69 170V171H70ZM79 170V169H78ZM109 170H110V168H109ZM108 170V171H109ZM114 170H116L117 171V168L116 169H114ZM143 170V169H142ZM159 170H156V172L157 171H159ZM174 170V169H173ZM0 171H2V170H0ZM16 171H17V169H16ZM20 171H22V170H20ZM64 171V170H63ZM68 171V170H67ZM111 171H112V168H111ZM115 171V172H116ZM218 171H220V173H221V175L220 176H222L221 177V179H219V182L217 183L215 180H216V178H215V176H216V174L215 173H217ZM114 172V173H115ZM154 172V171H153ZM152 172V173H153ZM161 172L162 171H160V174H161ZM3 173H5V175H6V173H8V172H3ZM17 173H18V171H17ZM22 173V172H21ZM24 173H26V172H24ZM57 173V172H56ZM89 174L91 173V172H88ZM108 173V172H107ZM107 173H105V174H101V176L102 175H104V176H102V178L104 179L105 177H106V179L105 180H107V178L109 177V176H106V174ZM112 175H113V171L112 172H110ZM164 173V172H163ZM166 173V172H165ZM19 174H20V172H19ZM19 174H18V176H19ZM28 174V173H27ZM62 174H63V172H62ZM109 174V173H108ZM140 174V173H139ZM140 174V175H141ZM21 175V174H20ZM24 175V174H23ZM29 175V174H28ZM50 175H52V176H50ZM88 174H86V176H87ZM156 175V174H155ZM166 175V174H165ZM164 175V176H165ZM7 176V175H6ZM10 176V175H9ZM15 176V175H14ZM58 176V175H57ZM66 176H67V174H66ZM85 176V178H86V180H87V178L89 177V178H91V176H87L86 177ZM96 176H98L97 178H99V177H101L99 174H97V175H95L94 177H92L93 179L96 177ZM114 176V175H113ZM152 176H153V174H152ZM161 176V175H160ZM164 176H163V178H164ZM172 172L171 171H169L168 170V174H167V177L165 176V178H172ZM2 177V176H1ZM5 177V176H4ZM20 177V176H19ZM18 177V178H19ZM76 177H78V176H76ZM157 177V175L156 176H154V178H156ZM13 178V177H12ZM59 178H60V176H59ZM63 178V177H62ZM97 178H95L97 181H98V179ZM102 178H100V179H102ZM141 178V179H140ZM152 178V177H151ZM165 178H164V180H165ZM4 179V178H3ZM2 179V182L3 183H5L4 182V180ZM24 179H27V178H24ZM95 179L92 181L91 180V182H89L90 183V185H89V187L91 186V184L93 185L94 183H98L97 181H95ZM103 179H102V181H103ZM149 179V178H148ZM170 179H168V180H170ZM9 180V179H8ZM19 180V179H18ZM76 180H78V179H76L75 178V180L74 181H76ZM104 180V181H105ZM152 180V179H151ZM173 180V179H172ZM64 180L62 179V182H63ZM71 181V180H70ZM80 181V180H79ZM83 181V180H82ZM84 181H85V179H84ZM100 181V180H99ZM166 181V180H165ZM217 181H218V179H217ZM21 182V181H20ZM24 182V181H23ZM101 182V181H100ZM99 182V183H100ZM14 183H15V181H14ZM87 183V182H86ZM101 183H103V182H101ZM100 183V184H101ZM20 184V183H19ZM19 184H17L18 186H19ZM60 184V183H59ZM63 184H64V182H63ZM83 184L84 183H82V187L84 188L85 186H83ZM96 184H94V185H96ZM105 184V183H104ZM159 184V183H158ZM1 185V184H0ZM14 185H16V184H14ZM26 185H25V187H26ZM76 185V184H75ZM7 186V185H6ZM5 186V187H6ZM23 186V185H22ZM67 186V185H66ZM98 186H100L99 184H98ZM163 186V185H162ZM161 186V187H162ZM2 187V186H1ZM9 187V186H8ZM17 187V186H16ZM15 187V188H16ZM59 187V186H58ZM73 187H74V185H73ZM76 187H79V188H76V189H81L80 188V186H78V185H76ZM89 187L87 188L88 190H90L89 189ZM94 187H96V191H97V193H100L101 191H99L98 190V187L97 186H94ZM101 187V186H100ZM99 187V188H100ZM159 187H160V185H159ZM3 188H4V186H3ZM3 188H0L1 190H4ZM7 188V187H6ZM15 188H13V189H15ZM24 188V187H23ZM83 188L81 189V190H83ZM93 188V187H92ZM102 188V187H101ZM107 188V187H106ZM9 189V188H8ZM20 189V188H19ZM25 189V188H24ZM24 189H21L22 190V192L24 193ZM86 189V190H87ZM169 189V188H168ZM212 189V190H213ZM5 190H7V189H5ZM12 190V189H11ZM11 190H9V192H10V194H11ZM16 190V189H15ZM24 190V191H23ZM43 190H45V191H47V192H45V191H43ZM69 190V189H68ZM71 190V189H70ZM74 191L73 192H75L76 190L75 189H73ZM91 190H93V189H91ZM90 190V191H91ZM155 190V191H154ZM162 190V189H161ZM8 191V190H7ZM27 191V190H26ZM31 191V190H30ZM89 191V192H90ZM96 191L95 192H93V196L95 195V196H98V195H96L97 193H96ZM99 191V192H98ZM105 191V190H104ZM111 191V192H112ZM1 192H4V191H0V193ZM6 192V191H5ZM9 192H7V194L9 193ZM21 192V191H20ZM73 192L71 193V192H69L70 193V195L71 194H73ZM107 192V191H106ZM159 192V191H158ZM16 193H18V192H16ZM27 193V192H26ZM30 193V192H29ZM28 193V194H29ZM43 193V194H44ZM65 193V192H64ZM68 192H67V194H69ZM81 193V195H82V192H80ZM84 193V192H83ZM95 193V194H94ZM109 193V192H108ZM4 194V193H3ZM3 194H1V195H3ZM12 194H14L13 192H12ZM34 194V193H33ZM42 193H40V196L42 197V195H41ZM66 194V193H65ZM91 194V193H90ZM106 194V193H105ZM0 195V196H1ZM39 195V194H38ZM76 195V194H75ZM81 195H76V196H81ZM84 195V194H83ZM101 195H104V194H101ZM108 195V194H107ZM3 196H5V195H3ZM8 196H9V194L8 195H6L5 197H7L8 198ZM10 196H12L11 198H12V200L14 199V196L13 195H10ZM19 196V195H18ZM22 196V194L20 195V197ZM30 196H32V195H30ZM92 196V197H93ZM94 196V197H95ZM99 196H100V194H99ZM98 196V197H99ZM105 196V195H104ZM17 197V196H16ZM19 197V198H20ZM63 197H65V195L63 196ZM68 197V196H67ZM67 197H65V198H67ZM71 197H73L72 195H71ZM86 197V196H85ZM84 197V198H85ZM103 197V196H102ZM101 197V198H102ZM196 196L194 195V197L193 198H195ZM4 198V197H3ZM3 198H0V202H2V203H4L3 201H5L6 200V198L4 199V200H2ZM18 198V197H17ZM44 198H45V196L42 198V200H40V201H42V203H43V205H44V202L45 201H48L49 202V199L48 200H44ZM69 198V197H68ZM79 198V197H78ZM201 198V197H200ZM23 199V198H22ZM46 199V198H45ZM63 199V198H62ZM73 199H74V197H73ZM73 199H72V201H73ZM96 199V198H95ZM99 199H100V197H99ZM98 198L96 199L97 201H94V202H97L98 203V200H99ZM107 199V198H106ZM2 200V201H1ZM9 200V199H8ZM11 200V201H12ZM18 200V199H17ZM20 200V199H19ZM29 200V199H28ZM69 200V199H68ZM67 200V201H68ZM71 200V199H70ZM87 200H88V198H87ZM93 200V199H92ZM103 200H104V198L102 199V201H99V203L97 204V203H94L95 204V207H96V205H99L100 206V204H105L104 202H103ZM210 200V199H209ZM7 201V200H6ZM5 201V202H6ZM15 201V200H14ZM22 201V200H21ZM21 201L20 202H17L16 203V206H17V204H19V203H21ZM44 201V202H43ZM62 201H64L65 202V200H62ZM204 201V200H203ZM31 201H29V203H30ZM69 202V201H68ZM93 202V201H92ZM210 202V201H209ZM224 202V203H223ZM37 203V202H36ZM66 203V202H65ZM76 203V202H75ZM74 203V204H75ZM91 203V202H90ZM89 203V204H90ZM10 204V203H9ZM26 204V203H25ZM24 204V205H25ZM41 204V203H40ZM61 204H63V202H61ZM74 204H72V205H74ZM83 204V203H82ZM94 204L92 205V203L90 204V206L92 205L93 207H94ZM20 205H22V203L20 204ZM65 205V204H64ZM63 205V206H64ZM68 204H66L65 206H67ZM207 205H209V204H207ZM249 205V206H248ZM256 205H254V206H256ZM6 206H7V203H6ZM32 206V205H31ZM34 206H36V205H34ZM46 205H44V208L46 209V207H45ZM75 206V205H74ZM87 206V205H86ZM90 206L89 207H87V208H85V209H89L90 208ZM91 206V208L93 209V207ZM97 207V208H99V210H101L102 211V209L104 210L105 208V206L104 207H102V205L100 206L102 209H100V207ZM2 207V206H1ZM3 207H4V204H3ZM14 207H15V204H14ZM18 207V206H17ZM25 207H26V205H25ZM33 207V206H32ZM47 207H49V206H47ZM85 207V206H84ZM94 207V208H95ZM10 208V207H9ZM21 208V207H20ZM24 208V207H23ZM22 208V209H23ZM38 208H39V206H38ZM44 208H42L43 210H44ZM58 208H60V207H58ZM61 208H62V206H61ZM64 208V207H63ZM90 208V209H91ZM3 209V208H2ZM2 209H0V210H2ZM15 210H16V208H14ZM18 209H19V207H18ZM17 209V210H18ZM25 209V208H24ZM56 210H57V208H55ZM5 210V209H4ZM30 210L31 209H29V211L28 210H26L25 209V211L24 212H30ZM49 210V209H48ZM59 210V209H58ZM63 210V209H62ZM71 210H72V208H71ZM74 210V209H73ZM10 211V210H9ZM37 211V210H36ZM41 211V210H40ZM39 211V214L41 215V214H43V213H41ZM45 211V210H44ZM60 211V210H59ZM68 211V210H67ZM76 211H79L78 209H76ZM97 211V210H96ZM95 211V212H96ZM100 211V212H101ZM208 211V210H207ZM3 212V211H2ZM1 212V213H2ZM5 212V211H4ZM17 211H15V213H16ZM57 212V211H56ZM92 213H93V211H91ZM98 213H100L99 211H97ZM173 212H174V214H173ZM204 212V213H205ZM8 213V212H7ZM19 214H21V210L19 209V212H18ZM17 213V214H18ZM31 213V212H30ZM30 213H28V215L30 214ZM38 213V212H37ZM90 213V212H89ZM91 213V214H92ZM98 213H96V218H98V216H97V214ZM102 213H104V212H102ZM106 213V212H105ZM210 213H213V212H211L210 211ZM14 214V213H13ZM15 215V217L12 215V217L14 218V220H15V218L16 217H18V216H20V215ZM22 214H23V211H22ZM36 214V213H35ZM49 214V213H48ZM1 215V214H0ZM6 215V214H5ZM10 215H11V212H10ZM24 215V214H23ZM27 214H26V216H28ZM93 215H95V214H93ZM93 215H91V216H89V217H92ZM99 216L101 215V214H98ZM103 215H105V214H103ZM22 216V215H21ZM20 216V217H21ZM35 216H38L37 214L35 215ZM34 216V214H33V216L31 215L30 217H29V219L32 217H35ZM43 216H44V214H43ZM4 217V216H3ZM6 217H10L9 215L8 216H6ZM5 217V218H6ZM11 217V218H12ZM19 217V220H21V219H25V216H22L23 218H20ZM61 217H62V215H61ZM61 217H60V219H61ZM63 217H64V215H63ZM4 218V219H5ZM12 218V219H13ZM32 218H31V220H32ZM51 218V217H50ZM65 218V217H64ZM95 218V219H96ZM4 219H1V220H4ZM17 219V218H16ZM34 219V223H33V220H32V223H33V226H31L32 228H29V226H28V228H29V230L30 229H32V233H31V236H32V238H30V239H33V237H35V236H33V234L35 233V232H38V231H41V230H43V229H45L46 227H48L50 224H51V221L52 220H49L48 219V217L46 218V219H44V217H42V215H41V218H40V216L39 217H35V218H33ZM94 219V220H95ZM6 220V219H5ZM11 220V219H10ZM62 220V219H61ZM90 220H91V218H90ZM96 220H98V219H96ZM8 221V220H7ZM23 220H21V221H19V222H22ZM12 223H13V220L11 221ZM15 222V221H14ZM16 222H18V220H16ZM31 222V221H30ZM29 222V223H30ZM60 222H62V221H60ZM64 222L62 223V224H64ZM96 222V221H95ZM59 223V222H58ZM57 222H56V225L58 224ZM19 224V223H18ZM21 224V223H20ZM19 224V225H20ZM61 224V223H60ZM1 225V224H0ZM11 225V224H10ZM13 225V224H12ZM17 225V224H16ZM199 225V224H198ZM6 226V225H5ZM21 226H23V225H21ZM26 226V225H25ZM53 226V225H52ZM55 226V225H54ZM58 226V225H57ZM64 226H66V225H64ZM63 226V227H64ZM94 226H96V227H94ZM7 227V226H6ZM56 227V226H55ZM9 228V227H8ZM7 228V229H8ZM18 228H20V227H18ZM21 228H23V227H21ZM14 229V228H13ZM50 229V228H49ZM53 229V228H52ZM10 230V229H9ZM54 230H57V229H54ZM59 230H60V228H59ZM171 230H174V232H175V234H174V236H172V234H171ZM4 231V230H3ZM7 231V230H6ZM5 231V232H6ZM27 231V230H26ZM44 231V230H43ZM109 232V233H112V234H118V233H120L121 235H123L124 237H127L128 238V240H122L123 242L121 243L120 241V243H118V242H114L113 240H112V238H111V241L110 242H105V241H107V240H105L104 238L105 237H103L105 234H106V232ZM4 232V233H5ZM22 232H23V230H22ZM21 232V233H22ZM46 232H48V231H46ZM53 232V231H52ZM57 232H58V230H57ZM105 232V233H104ZM255 232V231H254ZM8 233H9V231H8ZM12 233H13V231H12ZM19 233V232H18ZM20 233V234H21ZM259 233V231L257 232V234ZM26 234H28V233H26ZM30 234V233H29ZM46 234V233H45ZM58 234V233H57ZM101 234H104V235H102L101 236ZM108 234V233H107ZM107 234H106V236H107ZM255 234V233H254ZM256 234V235H257ZM8 235H11L10 233L8 234ZM49 235V234H48ZM50 235H52V234H50ZM68 235H71V237H72V239H75V240H77V242H78V246H76L75 245V247H77V248H71V250L69 249V245H68V243H67V236ZM110 235V234H109ZM250 235V236H249ZM22 236V235H21ZM54 237H55V235H53ZM52 236V238H54ZM134 236V237H133ZM2 237H3V235H2ZM10 237V236H9ZM28 236H26V238H27ZM50 237V236H49ZM57 237V236H56ZM69 237V236H68ZM117 237V235L115 236V238ZM172 237H174V239L173 240H171L172 239ZM11 238V237H10ZM16 238V237H15ZM24 238H25V236H24ZM47 238V237H46ZM52 238H50V239H52ZM108 237H106V239H107ZM209 238V237H208ZM29 239V238H28ZM41 239V238H40ZM55 239V238H54ZM53 239V240H54ZM57 239V238H56ZM71 239V238H70ZM71 239V240H72ZM120 239H121V237H120ZM139 239H140V241L141 240H143V241H141V242H143L142 244L144 245V247H146V245H149L148 247H146L147 248V251L146 250H142V248L143 247H139V244L140 243H137L138 241H139ZM196 239H199V242L198 241H196ZM202 239V240H203ZM1 240V239H0ZM15 240H17V238L15 239ZM24 240V239H23ZM36 240V239H35ZM53 240H50V241H52L53 242ZM136 240H138V241H136ZM195 240V241H194ZM4 241V240H3ZM25 241V240H24ZM31 241V240H30ZM39 241V240H38ZM43 241V240H42ZM48 241H49V239H48ZM48 241L47 242H45V243H48ZM73 241V240H72ZM72 241L70 242L71 244H73L72 243ZM11 242V241H10ZM44 242V241H43ZM2 243V242H1ZM6 243V242H5ZM18 243V242H17ZM22 243V242H21ZM36 243H37V240H36ZM39 243V242H38ZM65 243H67V245L65 246ZM146 243V244H145ZM147 243H149V244H147ZM12 244V243H11ZM10 244V245H11ZM20 244V243H19ZM29 244H30V242H29ZM29 244H26V246L27 245H29ZM34 244V243H33ZM41 244V243H40ZM16 245V244H15ZM24 245V244H23ZM43 245V244H42ZM2 246V245H1ZM12 246V245H11ZM11 246H7V248L8 247H11ZM19 246V245H18ZM34 246V245H33ZM45 246V245H44ZM47 246V245H46ZM51 246V245H50ZM140 246H142L141 244H140ZM156 246H159L160 247V249H161V253H162V256L158 259V256L154 253V251H155V249H156ZM193 246V245H192ZM199 246H200V244H199ZM203 246V245H202ZM201 246V247H202ZM250 246H249V249H250ZM262 246V245H261ZM20 247V246H19ZM21 247H22V245H21ZM37 247V246H36ZM39 248H40V246H38ZM37 247V248H38ZM66 247H68V248H66ZM74 247V246H73ZM23 248V247H22ZM26 248V247H25ZM29 248H30V246H29ZM31 248H32V245H31ZM35 248V247H34ZM189 248V247H188ZM187 248V249H188ZM207 248V247H206ZM13 249V248H12ZM15 249H17L16 250V253H17V251H18V248H15ZM14 249V250H15ZM143 249H145V248H143ZM8 250V249H7ZM9 250H10V248H9ZM22 250V249H21ZM26 250H27V248H26ZM29 250V249H28ZM247 250V251H246ZM260 250H261V247H259V249H258V251H257V255H260ZM43 251H44V249H43ZM42 251V252H43ZM177 252V258H179L178 256H181L182 254L185 256L184 258H182V260L180 261H176L175 260V257H174V252ZM25 252V251H24ZM27 252V251H26ZM34 252V251H33ZM203 252H204V250H203ZM2 253V252H1ZM15 252H13V253H11V254H14ZM67 253H69V254H67ZM5 254V253H4ZM24 254H26V253H24ZM30 254V253H29ZM203 254V253H202ZM1 255V254H0ZM10 255V254H9ZM16 255V254H15ZM14 255V256H15ZM32 255V254H31ZM182 255V256H183ZM198 255V254H197ZM200 255V254H199ZM198 255V257L200 258V256ZM235 255H238V256H236L235 257ZM7 254H6V259L8 260V258H7ZM13 256V255H12ZM38 256H39V254H38ZM157 256V257H156ZM35 257V256H34ZM196 257V256H195ZM202 257V256H201ZM16 258V257H15ZM5 259V258H4ZM32 259V258H31ZM30 259V260H31ZM188 259V258H187ZM186 259V260H187ZM195 259V258H194ZM6 260V261H7ZM18 260V259H17ZM22 260V259H21ZM37 260H39L38 258H37ZM156 260V261H155ZM191 260V259H190ZM193 260V259H192ZM0 261H1V258H0ZM104 261V262H103ZM185 261V260H184ZM237 261V260H236ZM14 262V261H13ZM65 262V261H64ZM103 262V263H102ZM188 262V261H187ZM186 262V264H188ZM192 262V261H191ZM190 262V263H191ZM15 263V262H14ZM201 263V262H200ZM202 263V264H203ZM3 264H4V262H3ZM18 264V263H17ZM19 264H20V261H19ZM65 264V263H64ZM192 264V263H191ZM194 264H196L195 262H194ZM197 264H199V262L197 263Z\"/></svg>",
  "mask_w": 264,
  "mask_h": 264
}]
</instances>
